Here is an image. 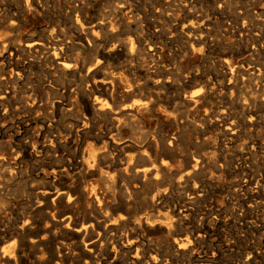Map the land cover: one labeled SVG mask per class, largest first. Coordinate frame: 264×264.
<instances>
[{
	"label": "rangeland",
	"instance_id": "obj_1",
	"mask_svg": "<svg viewBox=\"0 0 264 264\" xmlns=\"http://www.w3.org/2000/svg\"><path fill=\"white\" fill-rule=\"evenodd\" d=\"M74 1L73 0H71V1L70 0H68V1L67 0H65V1L64 0H55V1L54 0H43V1L42 0H24V1L23 0H0V8H2V9H0V11H1L0 20L2 19L0 21V23H1L0 24V26H1L0 27V41H2V45L6 44L5 46L8 47L7 48V50H8L7 55L3 58H0V68H1L0 70L2 72L4 71L3 73L0 71V74H2V75H0V80H1L0 81L1 82L0 83V87H1L0 88L1 89L0 90V98L2 97L1 101H0V140H1L0 141V166H3L2 169L0 167V178L2 177L0 179V183H1L0 184V192L2 193V194L0 193L2 195V196L0 195V199L2 200L3 198H5L2 201L0 200V203H1L0 207H3V208H0V210L2 211V212L0 211V213H2V214H0V232L3 233V234L0 233V238H1L0 241L2 240L0 242V249L2 251V252L0 251V264H8V262H10L11 260L12 261L10 264H21L22 262H24L22 264H27V263L28 264H43V263L44 264H68V263L69 264H73V263L74 264H84V255L85 254L83 255V253H82V256H81V253H80V251L84 250L83 249L84 247L81 243V238H79V236H76L74 234V230H75L74 224L76 222L71 224V226H67V223H68L67 222V219H68L67 214L68 215L72 214L73 210H77V214H78L77 219L79 220V221H77V224L79 223L78 225H81V224L88 225L89 224L88 222H90L92 217H94L96 219H99L100 221L102 220L101 222H102L103 227H104V225L106 223H107L106 225L110 224V222L107 219H106L107 220L106 223H103L104 217L109 218V219L110 218L115 219V217L118 219L120 217L119 219H121L122 214H123L122 217H124V213L127 214L128 209H130L132 213H135L138 211L139 212L140 211H142V212L153 211V213H155V222L156 223H158V221H159L160 223H162L164 225H166V224L168 225L167 222H169V226L172 229L171 235H168L164 230H161L159 228H157L158 230H156L155 234L152 235L154 237V243H152V247H150L149 248L150 250H148V251L149 252L151 251L150 253L153 252L155 254V256H157V257H155V262H156L155 264H199V263L200 264L201 263L202 264H264V120H263L264 115H262V114H264V109H263L264 108V100H263L264 99V87H263L264 86V84H263L264 80H262V79H264V75L262 76L263 77L262 78L261 77L262 73H259V71L257 70V65H256V64L261 65L264 62V57H263V55H264V49H263L264 48V35H263V33H264V2L263 1L264 0H201V1L200 0H196V1L195 0H167V1L166 0H150V2L152 1L150 3L152 5L147 4V3H149V0H138V1L137 0H134V1L130 0L132 2L133 11L135 13L141 12L140 15L143 18L142 23L143 22L144 23L140 24L141 25V27H139L140 29L137 27L136 23H133L131 25L133 27L128 26L129 28H127V26H125V24L120 19V16H122L119 13L120 8L124 7L126 0H93V1L92 0H89V1H87V0H76V2H74ZM183 1L185 2V4L183 3ZM45 2H46V5H45ZM145 3H146V5H145ZM86 4H87L88 8L86 7ZM199 4H200V6H199ZM115 5H116V7H115ZM118 5L120 6V8ZM202 5H203V7H202ZM22 6H24V7H22ZM34 6H35V8L33 9ZM143 6L144 7L147 6V7L144 8ZM193 6H194V8H193ZM139 7H141V8H139ZM198 8L199 9L201 8V9L198 10ZM32 9H33V11H32ZM80 9H81V11H80ZM144 9H146V10H144ZM3 10L6 12L4 13ZM14 10H16L18 12L13 13ZM111 10L114 12H112ZM201 10H203V11H201ZM9 11H10L11 16L9 15ZM25 11L27 13H25ZM78 11H80V13ZM92 11H93V13H92ZM157 11H159V12H157ZM204 11L206 13H204ZM202 13L204 16L205 15L206 16L202 17L203 16ZM14 14H15V16H13ZM101 14H102V16H101ZM108 14H110V16ZM159 14H160V16H159ZM197 14H198V16H200V18L197 16ZM228 14H230V15H228ZM17 15H18V17H17ZM93 15H94V17H93ZM163 15H165V16H163ZM67 16H69V17L67 18ZM14 17H16V18H14ZM245 17H247V18L245 19ZM18 18H20V20H18ZM209 18H211L210 21H209ZM105 19L106 20L108 19L107 20L108 23L105 21ZM196 19H197V22L202 20L201 23H199V22L197 23ZM203 19L206 21V23H204L205 21ZM8 20H10L11 23H9ZM17 20H18V22H17ZM80 20H81V22H80ZM144 20H146V21H144ZM162 20H163V22H162ZM234 20H235V22H234ZM97 21H98V23H97ZM192 22H194L193 25H191ZM207 22L210 24L208 25ZM233 22H234V24L231 25ZM247 22H249V24H247ZM18 23H20L19 24L20 26L17 25ZM105 23H106V26H105ZM119 23L121 24L120 26H119ZM165 23H166V25H165ZM229 23H231V24L229 25ZM108 24H110V25H108ZM92 25L93 26L98 25V26L93 28ZM235 25H237V26H235ZM240 25H241V27H240ZM13 26H18V28L17 27L13 28ZM123 26H125V28ZM20 27H21V29H20ZM182 27L183 28L185 27V28L183 29ZM237 27H239V28H237ZM11 28H12V30H11ZM246 28H247V30H245ZM61 29H63V30H61ZM65 29H66V31H65ZM68 29H70V30H68ZM128 29L130 30V32ZM15 30H17L18 32ZM83 30L87 33H84ZM143 30H145V31H143ZM190 30H191V33H189ZM204 30H205V32H204ZM113 31H115V32H113ZM244 31L246 33H244ZM197 32L198 33L201 32V33L198 34ZM218 32H220V34ZM239 32H241V33H239ZM255 32H256V34H255ZM50 33H51L52 38L50 36ZM57 33L60 34V35H57L58 37L56 36ZM107 33H108V35H107ZM206 33H207V35H206ZM46 34H49V35H46ZM99 34H100V36H99ZM123 34L127 35V37L123 36ZM129 34L132 35V37L134 36L133 34H135V36L133 38H138V37L142 38L143 50H141V52L139 54H137L138 57H137V55H135L134 57H131V55L129 54L128 47H127V43L131 37ZM140 34L142 36H139ZM215 34H216V36H215ZM2 35H4V36H2ZM71 35H72V38L70 37ZM55 36H56V38H55ZM117 36H120L121 38L117 37ZM250 36H251V38H250ZM29 37H30V39H29ZM197 37H199L200 39ZM27 39H29V40H27ZM36 39H37V41L43 42L44 43L43 47H45V48H41L40 50L34 49V51L32 50V51L28 52V50H26V47L24 46L25 42L36 41ZM47 39L48 40L51 39V40H49V42H48ZM52 39H54L55 41ZM6 40L10 44L12 43V45H10V44L7 45L8 42ZM68 40H70V41H68ZM81 40H83V41H81ZM124 40H126V41H124ZM173 40H174V42H173ZM219 40L223 41V42H220ZM55 42L56 43L62 42V44L64 42V45H62L61 43L57 44V46L61 45L59 47H61L63 50L62 58H61V60H58V61L55 58H54L55 61L52 60L53 56L50 53V52H53V49L51 50V48H53V46L56 44ZM67 42H68V45H67ZM153 42H155V43H153ZM196 42H198V43H196ZM235 42L238 44H236ZM48 44H50V45H48ZM101 44L103 46L100 48ZM191 44L195 45V46L192 47ZM20 45H21V47H19ZM51 45H52V47H51ZM72 45H74V46H72ZM153 45H154V47H153ZM253 45L257 48H254ZM13 46H15L16 48L15 47L13 48ZM64 46H65V48H64ZM149 46H151V49L149 48ZM259 46H260V48H259ZM122 47H125V48H122ZM225 47H227V48L225 49ZM103 48L104 49L106 48V49L104 50ZM42 49H44L43 51L45 53L42 52ZM112 49L114 50V52ZM199 49H200V51H199ZM251 49H252V52H251ZM10 50L12 52L11 55H10ZM254 50H256V51H254ZM259 50L261 51V53H257V52H260ZM17 51H18V53H17ZM209 51L211 54L209 53ZM227 51L230 53H228ZM15 52L17 54H15ZM147 52L149 54H151L153 57L156 56V58H152L151 55H149ZM25 53H27L28 55ZM76 53H77V56L75 55ZM29 54H31V55L29 56ZM206 54H207V56H206ZM251 54L252 55L254 54V56H251ZM21 56H22V58L23 57L24 58L22 59ZM255 56H258L257 57L258 59ZM259 56L261 57V59L259 58ZM95 57H96V59H95ZM76 58H78L77 59L78 62H77ZM97 58L100 59V61L98 63H100L101 65L99 64L100 65L99 67L96 66L97 60H98ZM67 59L69 60L70 63L71 62H73V63L72 64L69 63V68L64 69L60 65L59 61L64 60V61H67V63H68ZM127 59H128V61H127ZM225 59H227V60H225ZM262 59H263V62H262ZM18 60H19V62H18ZM81 60H84V61H81ZM173 60H174V62L177 61V63L175 64L173 62ZM259 60H260V62H259ZM56 61L58 63H56ZM126 61L128 62V65H127ZM247 61H251V62H247ZM10 63H11V65H10ZM84 63H86V64H84ZM116 63H118V64H116ZM247 63H248V65H247ZM74 64L75 65L77 64V65L75 66ZM88 64H90V65H88ZM121 65H122V67H121ZM133 65H134V67H133ZM179 65L181 66L180 67L181 69L183 68L182 70L179 68ZM41 66H43V67H41ZM60 66L62 69L60 68ZM144 66L147 68H145ZM165 66H166V68H165ZM251 66H253V67H251ZM2 67H3V69H2ZM113 67L116 68L117 70H115ZM137 67L141 71L142 70L143 71L141 72ZM167 67H169L170 69L169 68L167 69ZM230 67L234 68L236 70V74H237L236 76H239L240 78H237L235 80L236 81L239 80L240 83H239V81L235 82V80L230 81L228 78H226L223 75L224 70L226 71L228 69H231ZM174 68H175V71H174ZM243 68H245V69H243ZM250 68H252V69H250ZM80 69H81V71H80ZM108 69H109V71H108ZM135 69H137V70H135ZM147 69H148V71H147ZM151 69H152V71H151ZM56 70L57 71L59 70V72H57ZM167 70L168 71L172 70L174 72L171 73L172 71L168 72ZM75 72H77V73H75ZM132 72H133V74H132ZM148 72H149V76H147ZM154 72H155V74H153ZM241 72L244 74H242ZM247 72L248 73L250 72L249 74H251V73L252 74L249 75ZM107 73H109V74H107ZM131 74L136 79L140 78L138 80V82L141 84V86L142 85H144V86H142V88L139 91H136L135 93H133L131 95H127V94L123 93L122 90L118 89V84H119L121 79H123V81H124L126 77L133 78ZM135 74L138 75V77H136ZM208 74H209V76H208ZM212 74H213V76H212ZM253 74H255V75H253ZM263 74H264V72H263ZM71 75L73 77L72 79H71ZM153 75H154V79H153ZM240 75H242L243 78H241ZM141 76H143V77H141ZM252 76H253V78H252ZM254 76H255V78H254ZM80 77L82 79H80ZM106 77H107V79H105ZM160 77H162V78L160 79ZM49 78H50V80H49ZM141 78H142V80H141ZM210 78H211V80H210ZM52 79H54V80H52ZM175 79H177V81H175ZM158 80H163V81H161L162 83H160L161 85L156 83ZM149 81H150V83H149ZM200 81H202V82H200ZM246 81H248V82H246ZM146 82H148L149 84ZM168 82H170V83H168ZM177 82H178V84L175 85V83H177ZM115 83H117V84L115 85ZM172 83H174V84H172ZM180 83H182V84L180 85ZM201 83H202V85H204V87L201 85ZM245 83H247V85ZM162 85L164 88L162 87ZM184 85H186V86H184ZM148 86H150V87L147 88ZM248 86L249 87L251 86L250 87L251 89ZM78 87H79V89H78ZM219 87H220V89H218ZM247 87H248V89H247ZM12 88L13 89L15 88V89L13 90ZM16 88H17V90H16ZM207 88H208V90H207ZM6 89H8V90H6ZM75 89H77V90H75ZM233 89H235V90H233ZM255 89L257 91H255ZM198 90H200L199 93H198ZM250 90L251 91L254 90L253 91L254 94L251 93ZM111 91H114V92L111 93ZM172 91H173V93L175 92V94L171 93ZM220 91H221V93H220ZM245 91H247V92H245ZM32 92H34V93H32ZM154 92L156 93L155 95L153 94ZM204 92H206V93H204ZM233 92H234V94H233ZM241 92H243V93L241 94ZM25 93H27V94H25ZM136 93H137V95H136ZM138 93L141 96H139ZM168 93H169V95H168ZM190 93L191 94L193 93V94L191 95ZM202 93H204L205 96L202 95ZM239 93L241 94V96ZM256 93H258V95ZM106 94L109 96H106ZM172 94H173V96H172ZM180 94L183 98L180 96ZM189 94L191 97H194V98L198 97V98L193 99L189 96ZM221 94H222V96H221ZM85 95H86V97H85ZM207 95L211 96L212 99L209 98V96H207ZM259 95H260V97H259ZM14 96L17 98H15ZM30 96H31V98H28ZM234 96H235V99L238 101H236L234 99ZM83 97H84V99H83ZM110 97H111V99H110ZM162 97L164 98V100ZM173 97L175 100L173 99ZM187 97H189L191 100ZM201 97L204 99H202ZM106 98H108V99H106ZM165 98L167 100H165ZM225 98H227V101H225L226 100ZM245 98H247V101L245 100ZM34 99L36 100V102ZM154 99H155V101H154ZM187 99H189V100H187ZM201 99L205 100L206 102L202 101ZM230 99H231V101H229ZM241 99H243V100L241 101ZM20 100H22V102ZM24 100H25V102H24ZM83 100H86V102H84ZM109 100H110V102H108ZM218 100H220V101H218ZM255 100H257V103H259V102L260 103L256 104ZM6 101H7V103H6ZM15 101H17V102H15ZM232 101H234V102L232 103ZM240 101L242 103H239ZM235 102L237 104L239 103L238 104L239 106ZM252 102L255 105L254 107H251V106H253ZM31 103L32 104L34 103V104L32 105ZM102 103H107L108 106L111 107L112 111L108 112V110H106V111L101 110L99 107ZM132 103L135 105L137 104L138 106L140 105L141 107L146 106L145 110L143 111L144 113L140 112V114H139V112H136V111H132L133 112L132 113L131 111L124 110L126 108V106H128L129 104H132ZM167 103H168V105H167ZM183 103L185 106L183 105ZM86 105L87 106L89 105L88 106L89 110L87 109ZM95 105H97V106H95ZM24 106H26V107H24ZM14 107L16 108V112H15ZM19 107H21V108H19ZM23 107H24V109H23ZM228 107H231V108H228ZM8 108H10V109H8ZM166 108H167V110H166ZM226 108L230 109L229 110L230 112ZM235 108L240 110L241 114ZM241 108H242V110H241ZM20 109H21V112H20ZM218 109H220V110H218ZM247 109L249 111H251V110L252 111L249 112ZM11 110H13V111H11ZM24 110H25V112H22ZM211 110L214 113H212ZM117 111L119 113H117ZM224 111H226V114ZM236 111H237V113H236ZM242 111L246 112V113L249 112V113L243 114ZM88 112H90V113H88ZM94 112H96L97 114ZM100 112L102 115L99 114ZM10 113L11 114L13 113V114L10 115ZM125 113H127V114H125ZM128 113L130 115H132V117L129 119L127 117ZM221 114L223 117L221 116ZM255 114H257V115L255 116ZM86 115H87V118H85ZM224 115H226V117ZM252 115L254 117H252ZM167 116H168V118H167ZM243 116H245V117L243 118ZM88 117H89V119H88ZM165 118H167L168 120ZM255 118H256V120H255ZM33 119H34V121H33ZM260 119H262V120H260ZM107 120L108 121L110 120V122L108 123ZM125 120H127V122ZM132 120H133V122H132ZM48 121L53 122V124L52 123L50 124ZM86 121H88L89 127L87 126L88 123ZM129 121L132 123H129ZM61 122H62V124H61ZM71 122L72 123L74 122V123L72 124ZM246 122L249 124H247ZM250 122L252 125L250 124ZM40 123H42V124H40ZM45 123L47 124V126ZM83 123L85 126L83 125ZM111 123L113 125H111ZM55 124L57 126H55ZM133 124H135V125H133ZM139 124H142V125H139ZM41 125L43 128L41 127ZM51 125H53V126H51ZM73 125L74 126L76 125L75 128ZM137 125H139V127ZM229 125L232 126V130H231V126H229ZM54 126H55V128H54ZM92 126H94V127H92ZM106 126L108 127L107 129H106ZM226 126L228 127V129L226 128ZM79 128H80V130H79ZM59 129H61V130H59ZM131 129H133V130H131ZM72 130H74V131L72 132ZM89 130L91 132H89ZM107 130L110 132H108ZM137 130L139 132L136 133L135 131H137ZM115 131L117 133H114ZM53 132H55L57 134H55V133L53 134ZM86 132H87V134H86ZM130 132H131V134H130ZM232 132H234L236 134H234ZM111 133H112V135H111ZM53 135H54V137H53ZM56 135H58L59 138ZM94 135L98 137L100 142L98 141V139ZM137 135H138V137H137ZM132 136H133L134 140H132ZM144 136H146V138ZM159 136H161V137H159ZM42 137H43V139H42ZM99 137H101V138H99ZM114 137L115 138H121L122 137L125 139L126 142H124V139H122L121 142L120 141L119 142H117V141L113 142L112 138H114ZM127 137H129L128 140H126ZM90 138H91V140H90ZM142 138H143V140H142ZM163 138L165 140H163ZM215 138H217V139H215ZM59 140H61V142ZM76 140H77V142H75ZM82 140H83V142H82ZM200 140L202 141L203 144L201 142H199ZM49 143L51 146H49ZM60 143H61V145H60ZM143 143H145V144H143ZM208 143H210V144H208ZM80 144H83V145H80ZM2 145H4V146H2ZM11 145L13 146V148L14 147L15 148L13 149ZM152 145H153V147H152ZM210 145L211 146L214 145V146L211 147ZM9 146H11V147H9ZM82 146H84V148ZM109 146H111V147H109ZM131 146H133V147H131ZM2 147H3V149H2ZM65 147H67V148H65ZM137 147L138 148H147V149L149 148L151 150V152L153 151L152 153L155 156L156 161L159 164L163 163L165 165V168L162 170V172L158 178V181L157 182L155 181V183H156L155 184V187H156L155 193L158 191V192H161V195H162V196L160 195L159 197H155V199H156L155 200V206L156 207H148L144 203L145 198L149 197L150 196L149 194L152 191L151 185H149V186L147 185L146 187L144 186L143 188L142 187L139 188L137 191L134 192V195H133L134 197H133V199H131L132 201L128 204L129 207H128V205L123 206L125 204L124 199H123L125 197L124 196V190L122 187V178H123L122 177V175H123L122 170L124 169V157H125V154L134 151ZM167 147H168V149H167ZM201 147H202V149H201ZM231 147H232V149H231ZM42 148H44V150H42ZM101 148H103V149H101ZM128 148H129V150H128ZM130 148H132V150ZM163 148L164 149L166 148V149L164 150ZM19 149H20V151H19ZM39 149L41 151H39ZM50 149L52 151L54 149L53 153L54 152L55 153L53 154ZM63 149L64 150L69 149V151L68 150L63 151ZM48 150H50V151H48ZM94 150L97 153H95ZM173 151H175V152L172 153ZM79 152H80V154H79ZM101 152H103V153H101ZM107 152L110 155L107 154ZM175 153H177V156ZM69 154L72 156L74 155V156L72 157ZM93 154L98 155L96 158L98 159L99 163L95 167L96 172L94 174L88 175L87 174V167L92 163V160L94 159ZM119 154H120V156H119ZM167 154H169V155H167ZM209 154H210V156H209ZM49 155L53 158H51ZM53 155L56 158L59 157V160L54 158ZM77 155H79L80 158ZM121 155H122V157H121ZM211 155H212V157H211ZM188 156H189V158H188ZM195 156H197V157H195ZM213 156L215 159L213 158ZM226 156H227V158H226ZM1 157H2V160H1ZM84 157H85V159H84ZM100 157H102V158L100 159ZM104 157H105V159H104ZM160 157H161V159H160ZM200 157L203 160L200 159ZM216 157H218V159ZM49 158H50V160H49ZM106 158H108L109 160L108 159L106 160ZM60 159H62V160H60ZM89 159H90V162L88 161ZM99 159L101 160V162L103 160L104 161L101 163ZM216 159L219 161H217ZM24 160H25V162H24ZM41 160H43L44 162H42ZM120 160H123V161H120ZM200 160H202V164L200 163ZM108 161H109V163H107ZM194 162H195V164H198L195 167H194ZM38 163H40V164H38ZM56 164H58V165H56ZM171 164H173V165H171ZM230 164H232V165L230 166ZM11 165H12V167H11ZM222 165H224V166L221 167ZM55 166H57V167H55ZM61 166H63V167H61ZM82 166H83V169H82ZM250 166H251V168H250ZM205 167H206V169H205ZM62 168H66L68 175L70 174L69 175V183L72 182L71 184L73 186L72 190L69 193V195L71 194L70 195L71 196L70 197L71 202L68 201V195L64 197L65 200H63V201H57L56 200L54 203L53 202L51 203V201L49 203L48 202L45 203L46 201L41 202L40 200H43V199L39 195V191L46 188L45 186H47V188H49V189H51L50 187H52V189H51L52 193L57 192L58 190H60V188L62 189L63 182L65 180L64 179L60 180L59 177H57V174L55 172L56 170H59ZM114 168H116V169H114ZM230 168L232 170L233 169L234 170L232 171ZM202 169H204V170H202ZM1 170H2V172H1ZM115 170H116V172H115ZM200 170H202L203 172ZM243 171H244V173H243ZM15 172H17V173H15ZM6 173H7V175H6ZM12 174H15L14 178H13ZM83 174L84 175L86 174L85 175L86 177L83 176ZM104 175L106 176V178ZM80 176L83 178H80ZM3 177H5L6 179ZM71 177H72V179H70ZM76 177H78V178H76ZM51 178L56 179V181L51 179ZM165 178H166V180H165ZM168 179H170V181ZM3 180H4V182H2ZM45 180L49 181V183H47V181L45 182ZM52 180L55 182H53ZM100 180H102V181H100ZM109 180H111V182ZM113 181H115V182H113ZM60 182H62V184ZM108 182H110V184H108ZM77 183H79L81 185H79ZM2 184H4V185L2 186ZM114 184H115V187H113ZM42 185L43 186L45 185V186L43 187ZM78 186H81V187H78ZM3 187H6V188L3 189ZM74 187H76V188H74ZM103 188H104V190H103ZM108 188H111V189L109 190ZM227 188H228V190H227ZM76 190H78V191H76ZM24 191H27V193ZM120 191H122L123 193L122 192L120 193ZM147 191H149L150 193ZM33 192H35V193H33ZM74 193H75V195H74ZM136 193L138 196L136 195ZM15 194H17V195H15ZM31 194H32V197H31ZM135 196H137V197H135ZM139 196H141L142 199H144V200H142L141 197H139ZM34 197H36V198H34ZM76 197H77V199H76ZM95 197H97L99 199V201H100L99 203L94 202ZM118 197H120V198H118ZM143 197H145V198H143ZM79 198H80V200H79ZM157 198L159 201L157 200ZM119 200H120V202H119ZM189 200H190V202H189ZM195 200H196V202H195ZM121 201H122V204H121ZM61 203H63V205ZM32 204L35 205V207L32 206ZM39 204H40V206H39ZM47 204H48V206H47ZM73 204H75V205H73ZM9 205L11 208L9 207ZM65 205H67V207ZM71 205H72V208H71ZM61 206H62V208H61ZM82 206L85 207V208L83 207L84 210L81 209ZM113 206H114V208H113ZM174 206H176V207H174ZM5 208H7V209H5ZM143 208L145 210H143ZM157 208H159V209L157 210ZM160 208H162V210ZM176 208H178V209H176ZM28 209H30V211ZM43 209H44V211H43ZM71 209H73V210H71ZM80 209L83 211H81ZM112 209H114L115 211L113 212ZM118 209H120V210H118ZM13 210H14V212H13ZM21 210H22V212H21ZM27 211H29V212H27ZM57 211H59L60 213ZM123 211H124V213H123ZM163 211H165V212H163ZM35 212L38 213V215L36 213L37 216H35ZM184 212H186V213H184ZM31 213H32V215H31ZM57 213H58V215H57ZM163 213H165V214H163ZM174 213H175V215H174ZM26 214H29V215H26ZM62 215L63 216L66 215V217H63ZM160 215H161V217H160ZM164 215H166V216H164ZM168 215H169V217H168ZM78 216L80 218H78ZM45 217H47V218H45ZM9 218H10V221H9ZM2 219L4 221H2ZM187 219H189V220H187ZM18 225H19V227H21V226L22 227L19 228ZM191 225H192V227H191ZM51 227H52V229H51ZM9 229H11V232L9 231ZM44 229H45V231H44ZM53 229L55 230V232L53 231ZM50 230H51V232H50ZM211 230L213 231V233H211L212 232ZM21 231H22V233H21ZM36 231H37V233H36ZM203 231H205V233H203ZM56 232H57V234H55ZM206 232H208V233H206ZM7 233H9V234H7ZM60 233H63V235H65L67 238ZM4 234H7V235H4ZM40 234H42V235H40ZM53 234H54V236H53ZM23 235H24L25 240L23 238ZM59 235H61V236H59ZM36 236L38 238H36ZM71 236L72 237L75 236V237H73V239L76 238V240L75 239L73 240L71 238ZM112 236L114 238V241H116V243L118 242L117 247L115 246V248H114L113 245H111L110 243H107V244H104L102 251H99L100 250L99 247L97 248L98 253L102 257L101 258L102 262L100 264H115V263H117V264H124V263L125 264H148L146 261H142V263L141 262H134V260L136 259L133 257L134 253H132L134 250L131 249V250L126 251L120 245L121 241H120L119 235L118 234L112 235V232H109L108 237H112ZM175 238H182V239L184 238L183 241L185 240V242L187 243L188 249L186 251L179 249L174 244ZM7 239H9V242ZM21 239H23V240H21ZM31 239H33V240L31 241ZM33 241L36 243L33 244L32 243ZM65 241H67V242H65ZM69 241H72V242H70L71 244L69 243ZM31 243H32V245H31ZM42 243H43V245H42ZM196 243H197V245H196ZM12 244H14V245H12ZM38 244H40L43 247H41ZM56 244H58L60 247ZM69 245H70V248H71V245H73L74 247L77 248L76 251L77 250L79 251V252L77 251L78 255L76 254L75 251L72 252V250L69 249ZM57 246L59 247V249ZM61 246H62V249H61ZM9 247H11V248H9ZM9 249H11V250H9ZM36 249H37V251H36ZM51 249H53V252H51ZM122 249L124 252H122ZM18 251H19V253H18ZM119 252H121V253H119ZM125 252H128V253H125ZM53 254H54V257H53ZM73 255L77 259L78 258L79 259L78 260L75 259V257ZM112 255H115V257H113ZM80 256H81V258H80ZM105 256H107L108 259H105L104 258ZM12 257H13V259H12ZM47 257H48V259H47ZM127 257H128V260H127ZM52 258H53V260H52ZM67 258L70 262L67 260ZM107 261L109 263H107ZM158 261H159V263H157ZM150 264H154V263H150Z\"/></svg>",
	"mask_w": 264,
	"mask_h": 264
},
{
	"label": "bare ground",
	"instance_id": "obj_2",
	"mask_svg": "<svg viewBox=\"0 0 264 264\" xmlns=\"http://www.w3.org/2000/svg\"><path fill=\"white\" fill-rule=\"evenodd\" d=\"M24 1V0H23ZM43 1V0H42ZM55 1V0H54ZM65 1V0H64ZM68 1V0H67ZM71 1V0H70ZM74 1V0H73ZM87 1H89V0H87ZM93 1V0H92ZM134 1V0H133ZM138 1V0H137ZM167 1V0H166ZM196 1V0H195ZM201 1V0H200ZM36 2V1H35ZM49 2V1H48ZM74 2H76V0L74 1ZM120 2V1H119ZM124 2V1H123ZM152 2V1H151ZM150 2V0H149V3H147V4H150L151 3ZM169 2V1H168ZM174 2V1H173ZM262 2V1H261ZM264 2V1H263ZM68 3V2H67ZM71 3V2H70ZM137 3V2H136ZM154 3V2H153ZM183 3L185 4V2L183 1ZM188 3V2H187ZM28 4V3H27ZM50 4V3H49ZM75 4V3H74ZM82 4V3H81ZM89 4V3H88ZM193 4V3H192ZM203 4V3H202ZM35 5V4H34ZM38 5V4H37ZM45 5H46V2H45ZM113 5V4H112ZM122 5V4H121ZM134 5V4H133ZM145 5H146V3H145ZM150 5H152V4H150ZM205 5V4H204ZM3 6V5H2ZM8 6V5H7ZM52 6V5H51ZM92 6V5H91ZM110 6V5H109ZM119 6V5H118ZM199 6H200V4H199ZM10 7V6H9ZM13 7V6H12ZM22 7H24V6H22ZM47 7V6H46ZM50 7V6H49ZM57 7V6H56ZM79 7V6H78ZM86 7H87V4H86ZM105 7V6H104ZM115 7H116V5H115ZM144 7V6H143ZM147 7V6H146ZM146 7H144V8H146ZM202 7H203V5H202ZM201 7V8H202ZM35 8V6L33 7V9ZM52 8V7H51ZM82 8V7H81ZM88 8V7H87ZM119 8H120V6H119ZM136 8V7H135ZM139 8H141V7H139ZM150 8V7H149ZM154 8V7H153ZM193 8H194V6H193ZM200 8V9H201ZM0 9H2V8H0ZM13 9V8H12ZM11 9V10H12ZM33 9H32V11H33ZM49 9V8H48ZM53 9V8H52ZM57 9V8H56ZM68 9V8H67ZM110 9V8H109ZM114 9V8H113ZM137 9V8H136ZM152 9V8H151ZM157 9V8H156ZM199 8H198V10H200ZM206 9V8H205ZM55 10V9H54ZM60 10V9H59ZM64 10V9H63ZM66 10V9H65ZM85 10V9H84ZM83 10V11H84ZM90 10V9H89ZM144 10H146V9H144ZM193 10V9H192ZM207 10V9H206ZM205 10V11H206ZM4 11V10H3ZM13 11V10H12ZM11 11V12H12ZM27 11V10H26ZM25 11V13H27ZM43 11V10H42ZM80 11H81V9H80ZM80 11H78L79 13H80ZM82 11V12H83ZM112 11V10H111ZM119 11V10H118ZM153 11V10H152ZM151 11V12H152ZM156 11V10H155ZM160 11V10H159ZM159 11H157V12H159ZM201 11H203V10H201ZM204 11V13H206ZM257 11V10H256ZM6 11H4V13H5ZM15 12H18V11H16V10H14V12L13 13H15ZM101 12V11H100ZM112 12H114V11H112ZM263 12V11H262ZM0 13H1V11H0ZM3 13V14H4ZM12 13V14H13ZM52 13V12H51ZM61 13V12H60ZM84 13V12H83ZM92 13H93V11H92ZM108 13V12H107ZM122 16H120V19L122 20V22L125 24V26H127V28H129L128 26H131L133 23H136V25H137V27L139 28V27H141V23H142V21H143V18H142V16L140 15V13L139 12H137V13H135L134 11H133V9H132V2L130 1V0H126V2H125V4H124V7H121L120 8V12H119ZM143 13V12H142ZM167 13V12H166ZM208 13V12H207ZM221 13V12H220ZM257 13V12H256ZM65 14V13H64ZM170 14V13H169ZM200 14V13H199ZM259 14V13H258ZM9 15H10V11H9ZM8 15V16H9ZM21 15V14H20ZM23 15V14H22ZM109 16H110V14H108ZM154 15V14H153ZM173 15V14H172ZM202 15H203V13H202ZM228 15H230V14H228ZM11 16V15H10ZM13 16H15V14L13 15ZM12 16V17H13ZM52 16V15H51ZM78 16V15H77ZM101 16H102V14H101ZM100 16V17H101ZM159 16H160V14H159ZM163 16H165V15H163ZM197 16H198V14H197ZM206 16V15H205ZM204 15L202 16V17H205ZM208 16V15H207ZM7 17V16H6ZM17 17H18V15H17ZM65 17V16H64ZM69 16H67V18H68ZM93 17H94V15H93ZM112 17V16H111ZM110 17V18H111ZM144 17V16H143ZM153 17V16H152ZM170 17V16H169ZM194 17V16H193ZM196 17V16H195ZM199 18H200V16H198ZM211 17V16H210ZM231 17V16H230ZM9 18V17H8ZM14 18H16V17H14ZM21 18V17H20ZM20 18H18V20H20ZM247 17H245V19H246ZM254 18V17H253ZM85 19V18H84ZM92 19V18H91ZM90 19V20H91ZM115 19V18H114ZM146 19V18H145ZM210 19L211 18H209V21H210ZM232 19V18H231ZM2 20V19H1ZM0 20V21H1ZM4 20V19H3ZM7 20V19H6ZM13 20V19H12ZM18 20H17V22H18ZM60 20V19H59ZM63 20V19H62ZM69 20V19H68ZM86 20V19H85ZM89 20V19H88ZM108 20V19H107ZM107 20L105 19V21L107 22ZM148 20V19H147ZM175 20V19H174ZM191 20V19H190ZM199 20V19H198ZM204 20V19H203ZM207 20V19H206ZM9 21V23H11V21L10 20H8ZM71 21V20H70ZM103 21V20H102ZM111 21V20H110ZM116 21V20H115ZM144 21H146V20H144ZM150 21V20H149ZM202 21V20H201ZM201 21H198L199 23H201ZM205 21V20H204ZM229 21V20H228ZM64 22V21H63ZM80 22H81V20H80ZM91 22V21H90ZM112 22V21H111ZM162 22H163V20H162ZM196 22H197V19H196ZM197 22V23H198ZM230 22V21H229ZM234 22H235V20H234ZM234 22L231 24V23H229V25L231 24V25H233L234 24ZM14 23V22H13ZM16 23V22H15ZM89 23V22H88ZM97 23H98V21H97ZM96 23V24H97ZM108 23V22H107ZM144 23V22H143ZM142 23V24H143ZM148 23V22H147ZM193 23L194 22H192L191 23V25H193ZM196 23V24H197ZM204 23H206V21L204 22ZM208 23V22H207ZM1 24V23H0ZM20 23H18L17 25H19ZM70 24V23H69ZM77 24V23H76ZM116 24V23H115ZM154 24V23H153ZM185 24V23H184ZM210 23H208V25H209ZM247 24H249V22H247ZM253 24V23H252ZM22 25V24H21ZM86 25V24H85ZM90 25V24H89ZM108 25H110V24H108ZM121 24L119 23V26H120ZM155 25V24H154ZM164 25V24H163ZM165 25H166V23H165ZM201 25V24H200ZM206 25V24H205ZM20 26V25H19ZM93 26V25H92ZM98 26V25H97ZM97 26H93V28L94 27H97ZM105 26H106V23H105ZM125 26H123L124 28H125ZM145 26V25H144ZM157 26V25H156ZM155 26V27H156ZM235 26H237V25H235ZM239 26V25H238ZM1 27V26H0ZM14 27H17L18 28V26H13V28ZM22 27V26H21ZM21 27H20V29H21ZM74 27V26H73ZM78 27V26H77ZM116 27V26H115ZM118 27V26H117ZM131 27H133V26H131ZM153 27V26H152ZM151 27V28H152ZM193 27V26H192ZM199 27V26H198ZM211 27V26H210ZM232 27V26H231ZM240 27H241V25H240ZM245 27V26H244ZM252 27V26H251ZM63 28V27H62ZM89 28V27H88ZM103 28V27H102ZM123 28V29H124ZM136 28V27H135ZM144 28V27H143ZM163 28V27H162ZM183 28V27H182ZM185 28V27H184ZM183 28V29H184ZM191 28V27H190ZM228 28V27H227ZM237 28H239V27H237ZM248 28V27H247ZM247 28L245 29V30H247ZM19 29V30H20ZM82 29V28H81ZM85 29V28H84ZM98 29V28H97ZM132 29V28H131ZM140 29V28H139ZM155 29V28H154ZM182 29V30H183ZM201 29V28H200ZM208 29V28H207ZM11 30H12V28H11ZM38 30V29H37ZM44 30V29H43ZM61 30H63V29H61ZM68 30H70V29H68ZM80 30V29H79ZM90 30V29H89ZM88 30V31H89ZM113 30V29H112ZM117 30V29H116ZM115 30V31H116ZM129 30V29H128ZM209 30V29H208ZM251 30V29H250ZM10 31V30H9ZM15 31H17V30H15ZM42 31V30H41ZM46 31V30H45ZM65 31H66V29H65ZM84 31V30H83ZM107 31V30H106ZM115 31H113V32H115ZM118 31V30H117ZM121 31V30H120ZM124 31V30H123ZM143 31H145V30H143ZM185 31V30H184ZM196 31V30H195ZM194 31V32H195ZM210 31V30H209ZM232 31V30H231ZM241 31V30H240ZM12 32V31H11ZM18 32V31H17ZM47 32V31H46ZM58 32V31H57ZM129 32H130V30H129ZM140 32V31H139ZM193 32V31H192ZM204 32H205V30H204ZM213 32V31H212ZM237 32V31H236ZM242 32V31H241ZM241 32H239V33H241ZM253 32V31H252ZM261 32V31H260ZM14 33V32H13ZM84 33H87V32H85L84 31ZM109 33V32H108ZM108 33H107V35H108ZM117 33V32H116ZM115 33V34H116ZM142 33V32H141ZM146 33V32H145ZM164 33V32H163ZM175 33V32H174ZM189 33H191V30H190V32ZM198 33V32H197ZM201 33V32H200ZM200 33H198V34H200ZM219 34H220V32H218ZM243 33V32H242ZM244 33H246L245 31H244ZM254 33V32H253ZM45 34V33H44ZM65 34V33H64ZM68 34V33H67ZM66 34V35H67ZM111 34V33H110ZM139 34V33H138ZM137 34V35H138ZM183 34V33H182ZM214 34V33H213ZM252 34V33H251ZM250 34V35H251ZM255 34H256V32H255ZM31 35V34H30ZM46 35H49V34H46ZM57 35H60V34H56V36ZM88 35V34H87ZM92 35V34H91ZM96 35V34H95ZM121 35V34H120ZM130 35V34H129ZM134 36H135V34H133ZM192 35V34H191ZM194 35V34H193ZM206 35H207V33H206ZM205 35V36H206ZM218 35V34H217ZM235 35V34H234ZM245 35V34H244ZM258 35V34H257ZM263 35H264V33H263ZM2 36H4V35H2ZM15 36V35H14ZM50 36H51V33H50ZM56 36H55V38H56ZM77 36V35H76ZM83 36V35H82ZM93 36V35H92ZM99 36H100V34H99ZM122 36V35H121ZM123 36H126L127 37V35H124L123 34ZM131 36V37H130ZM129 37H130V39H129V41H128V43H127V47H128V51H129V54L131 55V57H134L135 55H137V54H139L140 52H141V50H143V47H142V44H143V42H142V38H140V37H138V38H133L132 37V35H130ZM139 36H142L141 34L139 35ZM215 36H216V34H215ZM221 36V35H220ZM219 36V37H220ZM243 36V35H242ZM241 36V37H242ZM8 37V36H7ZM49 37V36H48ZM58 37V36H57ZM66 37V36H65ZM69 37V36H68ZM71 38H72V35L70 36ZM69 37V38H70ZM79 37V36H78ZM98 37V36H97ZM108 37V36H107ZM112 37V36H111ZM117 37H120V36H117ZM116 37V38H117ZM137 37V36H136ZM146 37V36H145ZM177 37V36H176ZM190 37V36H189ZM253 37V36H252ZM6 38V37H5ZM33 38V37H32ZM31 38V39H32ZM41 38V37H40ZM44 38V37H43ZM50 38V37H49ZM51 38H52V36H51ZM54 38V37H53ZM95 38V37H94ZM115 38V37H114ZM121 38V37H120ZM191 38V37H190ZM193 38V37H192ZM196 38V37H195ZM197 38H199V37H197ZM221 38V37H220ZM250 38H251V36H250ZM2 39V38H1ZM10 39V38H9ZM29 39H30V37H29ZM29 39H27V40H29ZM38 39V38H37ZM37 39H36V41H27V42H25V44H24V46L26 47V50H28V52L29 51H34V49L36 50V49H38V50H40L41 48H45V47H43L44 46V43L43 42H41V41H37ZM46 39V38H45ZM61 39V38H60ZM78 39V38H77ZM87 39V38H86ZM200 39V38H199ZM203 39V38H202ZM222 39V38H221ZM12 40V39H11ZM40 40V39H39ZM42 40V39H41ZM44 40V39H43ZM48 40V39H47ZM49 40H51V39H49ZM49 40H48V42H49ZM52 40H54V39H52ZM72 40V39H71ZM127 40V39H126ZM126 40H124V41H126ZM176 40V39H175ZM207 40V39H206ZM218 40V39H217ZM216 40V41H217ZM242 40V39H241ZM240 40V41H241ZM7 41V40H6ZM45 41V40H44ZM55 41V40H54ZM64 41V40H63ZM68 41H70V40H68ZM81 41H83V40H81ZM119 41V40H118ZM117 41V42H118ZM122 41V40H121ZM208 41V40H207ZM220 41V40H219ZM8 42V41H7ZM46 42V41H45ZM66 42V41H65ZM106 42V41H105ZM108 42V41H107ZM151 42V41H150ZM173 42H174V40H173ZM199 42V41H198ZM198 42H196V43H198ZM201 42V41H200ZM203 42V41H202ZM220 42H223V41H220ZM257 42V41H256ZM255 42V43H256ZM56 43V42H55ZM54 43V44H55ZM59 43V42H58ZM58 43H56L54 46H53V48H51L52 47V45H51V50L53 49V52H50L51 54H52V56H53V59L52 60H54L55 61V59H57V61L58 60H61V58H62V52H63V50H62V48L61 47H59V46H61V45H59V46H57V44ZM61 44H62V42H60ZM59 43V44H60ZM80 43V42H79ZM114 43V42H113ZM124 43V42H123ZM153 43H155V42H153ZM166 43V42H165ZM193 43V42H192ZM236 43V42H235ZM10 43L8 42V44L7 45H9ZM18 44V43H17ZM81 44V43H80ZM83 44V43H82ZM118 44V43H117ZM190 44V43H189ZM194 44V43H193ZM202 44V43H201ZM236 44H238V43H236ZM6 45V44H5ZM4 44L2 45V41H0V58H3V57H5L6 55H7V53H8V50H7V48L8 47H6ZM10 45H12V43L10 44ZM47 45V44H46ZM48 45H50V44H48ZM62 45H64V42H63V44ZM67 45H68V42H67ZM125 45V44H124ZM166 45V44H165ZM188 45V44H187ZM192 45V44H191ZM190 45V46H191ZM200 45V44H199ZM263 45V44H262ZM16 46V45H15ZM15 46H13V48L15 47ZM18 46V45H17ZM72 46H74V45H72ZM103 45L101 44V46H100V48L102 47ZM111 46V45H110ZM121 46V45H120ZM152 46V45H151ZM151 46H149V48L151 49ZM193 46H195V45H192V47ZM220 46V45H219ZM228 46V45H227ZM250 46V45H249ZM248 46V47H249ZM254 46V45H253ZM19 47H21V45L19 46ZM24 47V48H25ZM115 47V46H114ZM153 47H154V45H153ZM152 47V48H153ZM201 47V46H200ZM262 47V46H261ZM16 48V47H15ZM23 48V49H24ZM64 48H65V46H64ZM71 48V47H70ZM122 48H125V47H122ZM195 48V47H194ZM197 48V47H196ZM220 48V47H219ZM222 48V47H221ZM227 47H225V49H226ZM251 48V47H250ZM249 48V49H250ZM254 48H257V47H255L254 46ZM259 48H260V46H259ZM19 49V48H18ZM90 49V48H89ZM98 49V48H97ZM104 49V48H103ZM106 49V48H105ZM104 49V50H105ZM109 49V48H108ZM168 49V48H167ZM190 49V48H189ZM209 49V48H208ZM264 49V48H263ZM12 50V49H11ZM11 50H10V55H11ZM21 50V49H20ZM44 49H42V52H44L43 51ZM49 50V49H48ZM67 50V49H66ZM69 50V49H68ZM113 50V49H112ZM178 50V49H177ZM195 50V49H194ZM212 50V49H211ZM23 51V50H22ZM21 51V52H22ZM65 51V50H64ZM72 51V50H71ZM92 51V50H91ZM102 51V50H101ZM121 51V50H120ZM125 51V50H124ZM127 51V52H128ZM146 51V50H145ZM144 51V52H145ZM162 51V50H161ZM175 51V50H174ZM199 51H200V49H199ZM198 51V52H199ZM250 51V50H249ZM254 51H256V50H254ZM260 51V50H259ZM20 52V51H19ZM25 52V51H24ZM69 52V51H68ZM113 52H114V50H113ZM112 52V53H113ZM170 52V51H169ZM228 52V51H227ZM226 52V53H227ZM251 52H252V49H251ZM17 53H18V51H17ZM16 52H15V54H17ZM45 53V52H44ZM47 53V52H46ZM90 53V52H89ZM101 53V52H100ZM103 53V52H102ZM146 53V52H145ZM148 53V52H147ZM182 53V52H181ZM204 53V52H203ZM209 53H210V51H209ZM208 53V54H209ZM228 53H230V52H228ZM257 53H261V51L260 52H257ZM25 54H27V53H25ZM24 54V55H25ZM37 54V53H36ZM43 54V53H42ZM115 54V53H114ZM149 54V53H148ZM147 54V55H148ZM158 54V53H157ZM191 54V53H190ZM211 54V53H210ZM213 54V53H212ZM28 55V54H27ZM31 54H29V56H30ZM40 55V54H39ZM45 55V54H44ZM67 55V54H66ZM76 56H77V53L75 54ZM80 55V54H79ZM90 55V54H89ZM88 55V56H89ZM149 55H151V54H149ZM179 55V54H178ZM217 55V54H216ZM225 55V54H224ZM257 55V54H256ZM263 55V54H262ZM17 56V55H16ZM19 56V55H18ZM51 56V57H52ZM107 56V55H106ZM206 56H207V54H206ZM251 56H254V54L252 55L251 54ZM261 56V55H260ZM259 56V58L261 59V57ZM32 57V56H31ZM34 57V56H33ZM45 57V56H44ZM47 57V56H46ZM49 57V56H48ZM105 57V56H104ZM128 57V56H127ZM137 57H138V55H137ZM151 57L152 58H156V56L155 57H153L152 55H151ZM162 57V56H161ZM173 57V56H172ZM256 58L258 57V56H255ZM263 57H264V55H263ZM21 58H22V56H21ZM24 58V57H23ZM22 58V59H23ZM55 58V59H54ZM107 58V57H106ZM105 58V59H106ZM129 58V57H128ZM9 59V58H8ZM7 59V60H8ZM33 59V58H32ZM64 59V58H63ZM78 58H76V60H77ZM83 59V58H82ZM85 59V58H84ZM87 59V58H86ZM95 59H96V57H95ZM98 59V58H97ZM111 59V58H110ZM120 59V58H119ZM159 59V58H158ZM171 59V58H170ZM252 59V58H251ZM258 59V58H257ZM15 60V59H14ZM41 60V59H40ZM50 60V59H49ZM68 60V59H67ZM121 60V59H120ZM131 60V59H130ZM148 60V59H147ZM203 60V59H202ZM225 60H227V59H225ZM239 60V59H238ZM16 61V60H15ZM46 61V60H45ZM56 61V63H58ZM81 61H84V60H81ZM100 61V59H98L97 60V64H96V66L97 67H99L101 64L100 63H98ZM103 61V60H102ZM119 61V60H118ZM127 61H128V59H127ZM126 61V62H127ZM155 61V60H154ZM208 61V60H207ZM256 61V60H255ZM9 62V61H8ZM18 62H19V60H18ZM47 62V61H46ZM50 62V61H49ZM60 62V65L64 68V69H68L69 68V60H68V63H67V61H64V60H62V61H59ZM77 62H78V60H77ZM106 62V61H105ZM112 62V61H111ZM123 62V61H122ZM158 62V61H157ZM161 62V61H160ZM172 62V61H171ZM173 62H174V60H173ZM225 62V61H224ZM247 62H251V61H247ZM258 62V61H257ZM256 62V63H257ZM259 62H260V60H259ZM258 62V63H259ZM262 62H263V59H262ZM261 62V63H262ZM4 63V62H3ZM16 63V62H15ZM44 63V62H43ZM51 63V62H50ZM53 63V62H52ZM73 62H71L70 64H72ZM82 63V62H81ZM103 63V62H102ZM119 63V62H118ZM118 63H116V64H118ZM149 63V62H148ZM153 63V62H152ZM175 64L177 63V61L176 62H174ZM223 63V62H222ZM253 63V62H252ZM255 63V62H254ZM40 64V63H39ZM78 64V63H77ZM76 64V65H77ZM84 64H86V63H84ZM94 64V63H93ZM100 64V65H99ZM123 64V63H122ZM242 64V63H241ZM10 65H11V63H10ZM9 65V66H10ZM75 65V64H74ZM75 65V66H76ZM88 65H90V64H88ZM127 65H128V62H127ZM154 65V64H153ZM161 65V64H160ZM167 65V64H166ZM174 65V64H173ZM230 65V64H229ZM247 65H248V63H247ZM257 65V70L259 71V73H262V75H261V77L264 75L263 74V72H264V62L260 65V64H256ZM6 66V65H5ZM8 66V65H7ZM15 66V65H14ZM57 66V65H56ZM61 66H60V68H61ZM71 66V65H70ZM82 66V65H81ZM85 66V65H84ZM95 66V65H94ZM125 66V65H124ZM149 66V65H148ZM177 66V65H176ZM243 66V65H242ZM245 66V65H244ZM41 67H43V66H41ZM72 67V66H71ZM86 67V66H85ZM115 67V66H114ZM113 67V68H114ZM121 67H122V65H121ZM126 67V66H125ZM133 67H134V65H133ZM145 67V66H144ZM156 67V66H155ZM170 67V66H169ZM169 67H167V69L169 68ZM181 66L179 65V68H180ZM235 67V66H234ZM251 67H253V66H251ZM82 68V67H81ZM109 68V67H108ZM120 68V67H119ZM138 68V67H137ZM145 68H147V67H145ZM149 68V67H148ZM165 68H166V66H165ZM204 68V67H203ZM231 68V67H230ZM255 68V67H254ZM1 69V68H0ZM2 69H3V67H2ZM15 69V68H14ZM23 69V68H22ZM62 69V68H61ZM60 69V70H61ZM115 70H117L116 68H114ZM130 69V68H129ZM139 69V68H138ZM170 69V68H169ZM181 69V68H180ZM179 69V70H180ZM183 69V68H182ZM181 69V70H182ZM212 69V68H211ZM243 69H245V68H243ZM250 69H252V68H250ZM256 69V68H255ZM7 70V69H6ZM16 70V69H15ZM98 70V69H97ZM124 70V69H123ZM133 70V69H132ZM135 70H137V69H135ZM140 70V69H139ZM154 70V69H153ZM1 71V70H0ZM12 71V70H11ZM17 71V70H16ZM32 71V70H31ZM57 71V70H56ZM74 71V70H73ZM80 71H81V69H80ZM88 71V70H87ZM107 71V70H106ZM108 71H109V69H108ZM121 71V70H120ZM134 71V70H133ZM141 71V70H140ZM143 71V70H142ZM141 71V72H142ZM146 71V70H145ZM147 71H148V69H147ZM151 71H152V69H151ZM168 71V70H167ZM170 71V70H169ZM168 71V72H169ZM172 71V70H171ZM170 71V72H171ZM174 71H175V68H174ZM174 71H172L171 73H173ZM178 71V70H177ZM256 71V70H255ZM254 71V72H255ZM2 72V71H1ZM4 72V71H3ZM2 72V73H3ZM57 72H59V70L57 71ZM93 72V71H92ZM99 72V71H98ZM97 72V73H98ZM131 72V71H130ZM129 72V73H130ZM165 72V71H164ZM199 72V71H198ZM203 72V71H202ZM243 72V71H242ZM241 72V73H242ZM253 72V71H252ZM75 73H77V72H75ZM110 73V72H109ZM109 73H107V74H109ZM136 73V72H135ZM147 73V72H146ZM177 73V72H176ZM207 73V72H206ZM205 73V74H206ZM248 73V72H247ZM250 73V72H249ZM248 73V74H249ZM16 74V73H15ZM81 74V73H80ZM95 74V73H94ZM106 74V75H107ZM111 74V73H110ZM132 74H133V72H132ZM131 74V75H132ZM138 74V73H137ZM153 74H155V72L153 73ZM166 74V73H165ZM170 74V73H169ZM182 74V73H181ZM196 74V73H195ZM194 74V75H195ZM198 74V73H197ZM204 74V75H205ZM242 74H244V73H242ZM247 74V75H248ZM252 74V73H251ZM251 74H249V75H251ZM0 75H2V74H0ZM13 75V74H12ZM59 75V74H58ZM82 75V74H81ZM85 75V74H84ZM91 75V74H90ZM102 75V74H101ZM128 75V74H127ZM136 75V74H135ZM134 75V76H135ZM161 75V74H160ZM193 75V74H192ZM200 75V74H199ZM223 75L226 77V78H228L230 81L231 80H235V79H237V78H240L239 76H236L237 74H236V70L234 69V68H231V69H228V70H224V72H223ZM246 75V74H245ZM253 75H255V74H253ZM260 75V74H259ZM46 76V75H45ZM62 76V75H61ZM66 76V75H65ZM103 76V75H102ZM113 76V75H112ZM130 76V75H129ZM147 76H149V72H148V75ZM152 76V75H151ZM203 76V75H202ZM206 76V75H205ZM208 76H209V74H208ZM212 76H213V74H212ZM211 76V77H212ZM241 76V78H243L242 77V75H240ZM60 77V76H59ZM63 77V76H62ZM79 77V76H78ZM87 77V76H86ZM97 77V76H96ZM132 77H133V75H132ZM136 77H138V75H136ZM141 77H143V76H141ZM169 77V76H168ZM192 77V76H191ZM260 77V78H261ZM43 78V77H42ZM46 78V77H45ZM67 78V77H66ZM65 78V79H66ZM73 77H72V75H71V79H72ZM114 78V77H113ZM147 78V77H146ZM145 78V79H146ZM151 78V77H150ZM162 77H160V79H161ZM170 78V77H169ZM175 78V77H174ZM209 78V77H208ZM245 78V77H244ZM247 78V77H246ZM252 78H253V76H252ZM254 78H255V76H254ZM263 78V77H262ZM64 79V78H63ZM75 79V78H74ZM80 79H82L81 77H80ZM84 79V78H83ZM87 79V78H86ZM105 79H107V77L105 78ZM140 79V78H139ZM139 79H136V78H130V77H126L125 78V80L123 81V79H121L120 80V82H119V84H118V89H120V90H122V92L123 93H125V94H127V95H131V94H133V93H135L136 91H139L141 88H142V86H144V85H142L141 86V84L138 82V80ZM152 79V78H151ZM153 79H154V75H153ZM49 80H50V78H49ZM52 80H54V79H52ZM62 80V79H61ZM60 80V81H61ZM85 80V79H84ZM102 80V79H101ZM111 80V79H110ZM141 80H142V78H141ZM172 80V79H171ZM209 80V79H208ZM210 80H211V78H210ZM241 80V79H240ZM262 80H264V79H262ZM1 81V80H0ZM37 81V80H36ZM74 81V80H73ZM81 81V80H80ZM97 81V80H96ZM103 81V80H102ZM101 81V82H102ZM153 81V80H152ZM155 81V80H154ZM161 81H163V80H158L156 83L157 84H160V83H162ZM175 81H177V79H175ZM179 81V80H178ZM184 81V80H183ZM187 81V80H186ZM228 81V80H227ZM237 81H239V80H237ZM236 80H235V82H237ZM254 81V80H253ZM252 81V82H253ZM256 81V80H255ZM95 82V81H94ZM104 82V81H103ZM115 82V81H114ZM143 82V81H142ZM141 82V83H142ZM173 82V81H172ZM200 82H202V81H200ZM206 82V81H205ZM213 82V81H212ZM229 82V81H228ZM246 82H248V81H246ZM260 82V81H259ZM258 82V83H259ZM1 83V82H0ZM111 83V82H110ZM146 83H148V82H146ZM149 83H150V81H149ZM148 83V84H149ZM168 83H170V82H168ZM239 83H240V81H239ZM244 83V82H243ZM4 84V83H3ZM117 83H115V85H116ZM143 84V83H142ZM164 84V83H163ZM172 84H174V83H172ZM176 84H178V82L177 83H175V85ZM182 83H180V85H181ZM189 84V83H188ZM237 84V83H236ZM246 85H247V83H245ZM244 84V85H245ZM260 84V83H259ZM258 84V85H259ZM263 84H264V82H263ZM18 85V84H17ZM161 85V84H160ZM166 85V84H165ZM174 85V86H175ZM201 85H202V83H201ZM238 85V84H237ZM236 85V86H237ZM257 85V84H256ZM255 85V86H256ZM3 86V85H2ZM24 86V85H23ZM30 86V85H29ZM79 86V85H78ZM81 86V85H80ZM95 86V85H94ZM93 86V87H94ZM159 86V85H158ZM169 86V85H168ZM173 86V85H172ZM184 86H186V85H184ZM203 87H204V85H202ZM239 86V85H238ZM261 86V85H260ZM58 87V86H57ZM97 87V86H96ZM150 86H148L147 88H149ZM162 87H163V85H162ZM208 87V86H207ZM234 87V86H233ZM232 87V88H233ZM249 87V86H248ZM248 87H247V89H248ZM251 87V86H250ZM249 87V88H250ZM254 87V86H253ZM264 87V86H263ZM1 88V87H0ZM11 88V87H10ZM98 88V87H97ZM96 88V89H97ZM112 88V87H111ZM117 88V87H116ZM159 88V87H158ZM157 88V89H158ZM164 88V87H163ZM166 88V87H165ZM169 88V87H168ZM222 88V87H221ZM237 88V87H236ZM5 89V88H4ZM13 89V88H12ZM15 89V88H14ZM13 89V90H14ZM78 89H79V87H78ZM91 89V88H90ZM95 89V90H96ZM100 89V88H99ZM160 89V88H159ZM158 89V90H159ZM162 89V88H161ZM185 89V88H184ZM214 89V88H213ZM218 89H220V87L218 88ZM251 89V88H250ZM254 89V88H253ZM258 89V88H257ZM1 90V89H0ZM6 90H8V89H6ZM16 90H17V88H16ZM28 90V89H27ZM30 90V89H29ZM74 90V89H73ZM75 90H77V89H75ZM111 90V89H110ZM148 90V89H147ZM172 90V89H171ZM207 90H208V88H207ZM233 90H235V89H233ZM238 90V89H237ZM246 90V89H245ZM10 91V90H9ZM33 91V90H32ZM72 91V90H71ZM82 91V90H81ZM115 91V90H114ZM114 91H111V93L112 92H114ZM149 91V90H148ZM147 91V92H148ZM163 91V90H162ZM169 91V90H168ZM199 91L200 90H198V93H199ZM254 91V90H253ZM253 91H251L250 90V92L251 93H253ZM255 91H257L256 89H255ZM7 92V91H6ZM19 92V91H18ZM28 92V91H27ZM74 92V91H73ZM97 92V91H96ZM95 92V93H96ZM145 92V91H144ZM156 92V91H155ZM153 93L154 95L156 94V93ZM164 92V91H163ZM225 92V91H224ZM244 92V91H243ZM243 92H241V94L243 93ZM245 92H247V91H245ZM23 93V92H22ZM32 93H34V92H32ZM36 93V92H35ZM80 93V92H79ZM104 93V92H103ZM117 93V92H116ZM170 93V92H169ZM169 93H168V95H169ZM171 93H173V91L171 92ZM194 93V92H193ZM192 93V94H193ZM197 93V92H196ZM204 93H206V92H204ZM204 93H202V95H204ZM220 93H221V91H220ZM4 94V93H3ZM12 94V93H11ZM19 94V93H18ZM25 94H27V93H25ZM139 94V93H138ZM160 94V93H159ZM173 94H175V92L173 93ZM173 94H172V96H173ZM191 94V93H190ZM190 94H189V96H190ZM191 94V95H192ZM210 94V93H209ZM213 94V93H212ZM218 94V93H217ZM233 94H234V92H233ZM240 94V93H239ZM241 94H240V96H241ZM248 94V93H247ZM254 94V93H253ZM252 94V95H253ZM257 95H258V93H256ZM23 95V94H22ZM29 95V94H28ZM34 95V94H33ZM93 95V94H92ZM105 95V94H104ZM103 95V96H104ZM120 95V94H119ZM136 95H137V93H136ZM147 95V94H146ZM251 95V94H250ZM8 96V95H7ZM26 96V95H25ZM106 96H109V95H107L106 94ZM139 96H141L140 94H139ZM149 96V95H148ZM159 96V95H158ZM162 96V95H161ZM179 96V95H178ZM177 96V97H178ZM180 96H181V94H180ZM186 96V95H185ZM205 96V95H204ZM207 96H209V95H207ZM221 96H222V94H221ZM220 96V97H221ZM233 96V95H232ZM245 96V95H244ZM255 96V95H254ZM15 97V96H14ZM85 97H86V95H85ZM150 97V96H149ZM156 97V96H155ZM176 97V96H175ZM182 97V96H181ZM191 97V96H190ZM215 97V96H214ZM231 97V96H230ZM243 97V96H242ZM259 97H260V95H259ZM2 98V97H1ZM1 98H0V101H1ZM15 98H17V97H15ZM28 98H31V96L30 97H28ZM35 98V97H34ZM98 98V97H97ZM125 98V97H124ZM157 98V97H156ZM163 98V97H162ZM161 98V99H162ZM172 98V97H171ZM180 98V97H179ZM183 98V97H182ZM181 98V99H182ZM186 98V97H185ZM187 98H189V97H187ZM191 98H193V99H196V98H198V97H191ZM202 98V97H201ZM209 98H211V96H209ZM232 98V97H231ZM33 99V98H32ZM36 99V98H35ZM34 99V100H35ZM83 99H84V97H83ZM89 99V98H88ZM106 99H108V98H106ZM110 99H111V97H110ZM151 99V98H150ZM149 99V100H150ZM159 99V98H158ZM173 99H174V97H173ZM190 99V98H189ZM189 99H187V100H189ZM202 99H204V98H202ZM201 99V100H202ZM212 99V98H211ZM226 100L225 101H227V98H225ZM234 99H235V96H234ZM250 99V98H249ZM248 99V100H249ZM255 99V98H254ZM148 100V101H149ZM157 100V99H156ZM163 100H164V98H163ZM165 100H167L166 98H165ZM175 100V99H174ZM183 100V99H182ZM186 100V101H187ZM191 100V99H190ZM210 100V99H209ZM236 100V99H235ZM243 99H241V101H242ZM245 100L247 101V98H245ZM264 100V99H263ZM21 102H22V100H20ZM63 101V100H62ZM61 101V102H62ZM84 102H86V100H83ZM103 101V100H102ZM143 101V100H142ZM154 101H155V99H154ZM185 101V100H184ZM202 101H205V100H202ZM214 101V100H213ZM218 101H220V100H218ZM229 101H231V99L229 100ZM236 101H238V100H236ZM239 102V103H242V102ZM253 101V100H252ZM256 101V104H259V103H257V100H255ZM259 101V100H258ZM261 101V100H260ZM15 102H17V101H15ZM24 102H25V100H24ZM27 102V101H26ZM30 102V101H29ZM35 102H36V100H35ZM108 102H110V100L108 101ZM115 102V101H114ZM137 102V101H136ZM179 102V101H178ZM181 102V101H180ZM183 102V101H182ZM206 102V101H205ZM204 102V103H205ZM208 102V101H207ZM211 102V101H210ZM234 101H232V103H233ZM244 102V101H243ZM249 102V101H248ZM262 102V101H261ZM6 103H7V101H6ZM88 103V102H87ZM96 103V102H95ZM113 103V102H112ZM154 103V102H153ZM197 103V102H196ZM214 103V102H213ZM226 103V102H225ZM230 103V102H229ZM236 103V102H235ZM238 103V104H239ZM253 103V102H252ZM17 104V103H16ZM32 104V103H31ZM34 104V103H33ZM32 104V105H33ZM53 104V103H52ZM85 104V103H84ZM110 104V103H109ZM155 104V103H154ZM158 104V103H157ZM237 104V103H236ZM237 104V105H238ZM249 104V103H248ZM55 105V104H54ZM100 105V104H99ZM123 105V104H122ZM143 105V104H142ZM149 105V104H148ZM167 105H168V103H167ZM183 105H184V103H183ZM187 105V104H186ZM205 105V104H204ZM207 105V104H206ZM230 105V104H229ZM252 105V104H251ZM71 106V105H70ZM87 106V105H86ZM89 106V105H88ZM88 106H87V109L89 110V108H88ZM95 106H97V105H95ZM94 106V107H95ZM121 106V105H120ZM182 106V105H181ZM185 106V105H184ZM209 106V105H208ZM207 106V107H208ZM233 106V105H232ZM239 106V105H238ZM255 105H254V103H253V106H251V107H254ZM16 107V106H15ZM14 107V108H15ZM24 107H26V106H24ZM24 107H23V109H24ZM117 107V106H116ZM215 107V106H214ZM218 107V106H217ZM226 107V106H225ZM249 107V106H248ZM257 107V106H256ZM255 107V108H256ZM4 108V107H3ZM19 108H21V107H19ZM18 108V109H19ZM38 108V107H37ZM71 108V107H70ZM101 110H104V111H106V110H108V112L109 111H112L111 110V107L110 106H108V104L107 103H102L101 105H100V107H99ZM113 108V107H112ZM122 108V107H121ZM145 108H146V106L145 107H141L140 105L138 106L137 104L135 105V104H129L128 106H126V108L124 109V110H127V111H136V112H139V114H140V112H143L144 110H145ZM149 108V107H148ZM216 108V107H215ZM228 108H231V107H228ZM228 108H226V109H228ZM233 108V107H232ZM254 108V109H255ZM8 109H10V108H8ZM86 109V108H85ZM116 109V108H115ZM114 109V110H115ZM222 109V108H221ZM236 109V108H235ZM261 109V108H260ZM264 109V108H263ZM98 110V109H97ZM160 110V109H159ZM166 110H167V108H166ZM213 110V109H212ZM212 110H211V112H212ZM216 110V109H215ZM214 110V111H215ZM218 110H220V109H218ZM230 109H228V111H229ZM239 113L241 112L240 110H238V109H236ZM241 110H242V108H241ZM246 110V109H245ZM248 110V109H247ZM11 111H13V110H11ZM10 111V112H11ZM19 111V110H18ZM32 111V110H31ZM92 111V110H91ZM157 111V110H156ZM237 111H236V113H237ZM244 111V110H243ZM242 111V112H243ZM249 111V110H248ZM252 111V110H251ZM251 111H249V112H251ZM255 111V110H254ZM15 112H16V108H15ZM20 112H21V109H20ZM19 112V113H20ZM22 112H25V110L24 111H22ZM114 112V111H113ZM223 112V111H222ZM225 112V114H226V111H224ZM230 112V111H229ZM249 112H247V113H249ZM14 113V112H13ZM12 113V114H13ZM88 113H90V112H88ZM87 113V114H88ZM94 113H96V112H94ZM117 113H119L118 111H117ZM133 113V112H132ZM144 113V112H143ZM162 113V112H161ZM207 113V112H206ZM210 113V112H209ZM212 113H214V112H212ZM216 113V112H215ZM244 113H246V112H243V114ZM246 113V114H247ZM261 113V112H260ZM11 113H10V115H12ZM21 114V113H20ZM43 114V113H42ZM97 114V113H96ZM99 114H101V112L99 113ZM108 114V113H107ZM125 114H127V113H125ZM166 114V113H165ZM241 114V113H240ZM16 115V114H15ZM92 115V114H91ZM94 115V114H93ZM102 115V114H101ZM105 115V114H104ZM112 115V114H111ZM110 115V116H111ZM237 115V114H236ZM249 115V114H248ZM254 115V114H253ZM252 115V117H254ZM257 114H255V116H256ZM262 115H264V114H262ZM95 116V115H94ZM100 116V115H99ZM98 116V117H99ZM108 116V115H107ZM106 116V117H107ZM116 116V115H115ZM118 116V115H117ZM134 116V115H133ZM211 116V115H210ZM221 116H222V114H221ZM225 117H226V115H224ZM259 116V115H258ZM14 117V116H13ZM121 117V116H120ZM127 117H128V119L129 118H131L132 117V115H130L129 113H128V115H127ZM147 117V116H146ZM215 117V116H214ZM223 117V116H222ZM231 117V116H230ZM245 116H243V118H244ZM247 117V116H246ZM51 118V117H50ZM54 118V117H53ZM85 118H87V115H86V117ZM94 118V117H93ZM92 118V119H93ZM97 118V117H96ZM102 118V117H101ZM109 118V117H108ZM118 118V117H117ZM136 118V117H135ZM134 118V119H135ZM167 118H168V116H167ZM167 118H165V119H167ZM205 118V117H204ZM263 118H264V116H263ZM35 119V118H34ZM34 119H33V121H34ZM37 119V118H36ZM88 119H89V117H88ZM95 119V118H94ZM100 119V118H99ZM116 119V118H115ZM211 119V118H210ZM224 119V118H223ZM234 119V118H233ZM85 120V119H84ZM136 120V119H135ZM168 120V119H167ZM206 120V119H205ZM226 120V119H225ZM229 120V119H228ZM243 120V119H242ZM241 120V121H242ZM251 120V119H250ZM255 120H256V118H255ZM260 120H262V119H260ZM264 120V119H263ZM54 121V120H53ZM92 121V120H91ZM108 121V120H107ZM126 122H127V120H125ZM137 121V120H136ZM135 121V122H136ZM252 121V120H251ZM43 122V121H42ZM49 122V121H48ZM84 122V121H83ZM87 123H88V121H86ZM93 122V121H92ZM110 122V120L108 121V123ZM114 122V121H113ZM132 122H133V120H132ZM132 122H130L129 121V123H132ZM160 122V121H159ZM243 122V121H242ZM248 122V121H247ZM246 122V123H247ZM21 123V122H20ZM50 124L52 123L53 124V122H49ZM72 123V122H71ZM74 123V122H73ZM72 123V124H73ZM98 123V122H97ZM96 123V124H97ZM107 123V122H106ZM116 123V122H115ZM123 123V122H122ZM137 123V122H136ZM135 123V124H136ZM198 123V122H197ZM254 123V122H253ZM35 124V123H34ZM37 124V123H36ZM40 124H42V123H40ZM46 124V123H45ZM58 124V123H57ZM61 124H62V122H61ZM76 124V123H75ZM86 124V123H85ZM93 124V123H92ZM135 124H133V125H135ZM138 124V123H137ZM177 124V123H176ZM231 124V123H230ZM243 124V123H242ZM247 124H249V123H247ZM250 124H251V122H250ZM19 125V124H18ZM39 125V124H38ZM83 125H84V123H83ZM91 125V124H90ZM107 125V124H106ZM110 125V124H109ZM111 125H113L112 123H111ZM139 125H142V124H139ZM139 125H137L138 127H139ZM233 125V124H232ZM252 125V124H251ZM31 126V125H30ZM46 126H47V124H46ZM45 126V127H46ZM51 126H53V125H51ZM50 126V127H51ZM55 126H57L56 124H55ZM55 126H54V128H55ZM69 126V125H68ZM74 126V125H73ZM72 126V127H73ZM76 126V125H75ZM75 126H74V128H75ZM85 126V125H84ZM87 126L89 127V123L87 124ZM105 126V125H104ZM207 126V125H206ZM228 126V125H227ZM226 126V128L228 129V127ZM229 126H231V125H229ZM241 126V125H240ZM254 126V125H253ZM41 127H42V125H41ZM49 127V128H50ZM92 127H94V126H92ZM239 127V126H238ZM250 127V126H249ZM21 128V127H20ZM39 128V127H38ZM43 128V127H42ZM60 128V127H59ZM73 128V129H74ZM108 127L106 126V129H107ZM128 128V127H127ZM212 128V127H211ZM225 128V129H226ZM235 128V127H234ZM13 129V128H12ZM88 129V128H87ZM93 129V128H92ZM91 129V130H92ZM130 129V128H129ZM140 129V128H139ZM206 129V128H205ZM215 129V128H214ZM221 129V128H220ZM236 129V128H235ZM11 130V129H10ZM49 130V129H48ZM52 130V129H51ZM56 130V129H55ZM59 130H61V129H59ZM66 130V129H65ZM79 130H80V128H79ZM131 130H133V129H131ZM130 130V131H131ZM136 130V129H135ZM143 130V129H142ZM141 130V131H142ZM231 130H232V126H231ZM5 131V130H4ZM71 131V130H70ZM74 130H72V132H73ZM108 131V130H107ZM106 131V132H107ZM161 131V130H160ZM48 132V131H47ZM82 132V131H81ZM84 132V131H83ZM89 132H91L90 130H89ZM108 132H110V131H108ZM107 132V133H108ZM136 133L137 132H139L138 130L137 131H135ZM152 132V131H151ZM45 133V132H44ZM51 133V132H50ZM55 132H53V134H54ZM99 133V132H98ZM114 133H117L116 131L114 132ZM201 133V132H200ZM232 133H234V132H232ZM4 134V133H3ZM47 134V133H46ZM55 134H57V133H55ZM86 134H87V132H86ZM90 134V133H89ZM120 134V133H119ZM130 134H131V132H130ZM141 134V133H140ZM151 134V133H150ZM162 134V133H161ZM202 134V133H201ZM234 134H236V133H234ZM52 135V134H51ZM69 135V134H68ZM80 135V134H79ZM97 135V134H96ZM106 135V134H105ZM111 135H112V133H111ZM155 135V134H154ZM257 135V134H256ZM9 136V135H8ZM44 136V135H43ZM57 137H58V135H56ZM70 136V135H69ZM73 136V135H72ZM71 136V137H72ZM78 136V135H77ZM95 136V135H94ZM99 136V135H98ZM107 136V135H106ZM131 136V135H130ZM225 136V135H224ZM53 137H54V135H53ZM63 137V136H62ZM68 137V136H67ZM84 137V136H83ZM87 137V136H86ZM85 137V138H86ZM97 139H98V137L97 136H95ZM112 137V136H111ZM137 137H138V135H137ZM145 138H146V136H144ZM143 137V138H144ZM148 137V136H147ZM159 137H161V136H159ZM30 138V137H29ZM50 138V137H49ZM59 138V137H58ZM92 138V137H91ZM91 138H90V140H91ZM99 138H101V137H99ZM128 138L129 137H127V139L126 140H128ZM143 138H142V140H143ZM169 138V137H168ZM197 138V137H196ZM42 139H43V137H42ZM57 139V138H56ZM84 139V138H83ZM122 139H124V138H112V141L113 142H121V140ZM137 139V138H136ZM215 139H217V138H215ZM55 140V139H54ZM89 140V139H88ZM93 140V139H92ZM132 140H134V138H133V136H132ZM145 140V139H144ZM148 140V139H147ZM159 140V139H158ZM161 140V139H160ZM163 140H165L164 138H163ZM249 140V139H248ZM252 140V139H251ZM1 141V140H0ZM43 141V140H42ZM60 142H61V140H59ZM86 141V140H85ZM98 141H99V139H98ZM97 141V142H98ZM26 142V141H25ZM31 142V141H30ZM56 142V141H55ZM54 142V143H55ZM75 142H77V140L75 141ZM82 142H83V140H82ZM96 142V141H95ZM100 142V141H99ZM123 142V141H122ZM124 142H126L125 141V139H124ZM144 142V141H143ZM151 142V141H150ZM163 142V141H162ZM199 142H201L202 143V141L200 140ZM212 142V141H211ZM2 143V142H1ZM53 143V142H52ZM85 143V142H84ZM102 143V142H101ZM107 143V142H106ZM105 143V144H106ZM129 143V142H128ZM135 143V142H134ZM149 143V142H148ZM164 143V142H163ZM180 143V142H179ZM4 144V143H3ZM7 144V143H6ZM11 144V143H10ZM23 144V143H22ZM25 144V143H24ZM28 144V143H27ZM46 144V143H45ZM63 144V143H62ZM86 144V143H85ZM93 144V143H92ZM116 144V143H115ZM120 144V143H119ZM124 144V143H123ZM143 144H145V143H143ZM153 144V143H152ZM170 144V143H169ZM181 144V143H180ZM199 144V143H198ZM203 144V143H202ZM208 144H210V143H208ZM212 144V143H211ZM215 144V143H214ZM252 144V143H251ZM55 145V144H54ZM60 145H61V143H60ZM59 145V146H60ZM80 145H83V144H80ZM87 145V144H86ZM99 145V144H98ZM101 145V144H100ZM107 145V144H106ZM105 145V146H106ZM150 145V144H149ZM184 145V144H183ZM201 145V144H200ZM217 145V144H216ZM2 146H4V145H2ZM12 146V145H11ZM11 146H9V147H11ZM32 146V145H31ZM49 146H51L50 145V143H49ZM97 146V145H96ZM104 146V147H105ZM125 146V145H124ZM164 146V145H163ZM180 146V145H179ZM202 146V145H201ZM211 146V145H210ZM214 146V145H213ZM213 146H211V147H213ZM254 146V145H253ZM22 147V146H21ZM38 147V146H37ZM70 147V146H69ZM83 148H84V146H82ZM88 147V146H87ZM109 147H111V146H109ZM113 147V146H112ZM131 147H133V146H131ZM150 147V146H149ZM152 147H153V145H152ZM162 147V146H161ZM166 147V146H165ZM197 147V146H196ZM217 147V146H216ZM12 148H13V146H12ZM15 148V147H14ZM13 148V149H14ZM25 148V147H24ZM45 148V147H44ZM44 148H42V150H44ZM65 148H67V147H65ZM75 148V147H74ZM86 148V147H85ZM91 148V147H90ZM108 148V147H107ZM116 148V147H115ZM119 148V147H118ZM151 148V147H150ZM195 148V147H194ZM215 148V147H214ZM218 148V147H217ZM2 149H3V147H2ZM41 149V148H40ZM39 149V151H41ZM48 149V148H47ZM99 149V148H98ZM101 149H103V148H101ZM114 149V148H113ZM131 150H132V148H130ZM164 149V148H163ZM166 149V148H165ZM164 149V150H165ZM167 149H168V147H167ZM174 149V148H173ZM197 149V148H196ZM201 149H202V147H201ZM200 149V150H201ZM207 149V148H206ZM231 149H232V147H231ZM252 149V148H251ZM51 150V149H50ZM50 150H48V151H50ZM66 150V149H65ZM64 149H63V151H65ZM68 151H69V149H67ZM66 150V151H67ZM71 150V149H70ZM73 150V149H72ZM82 150V149H81ZM106 150V149H105ZM128 150H129V148H128ZM179 150V149H178ZM183 150V149H182ZM211 150V149H210ZM216 150V149H215ZM18 151V150H17ZM19 151H20V149H19ZM53 151H54V149H53ZM53 151L51 150V152L53 153ZM95 151V150H94ZM115 151V150H114ZM127 151V150H126ZM161 151V150H160ZM180 151V150H179ZM213 151V150H212ZM232 151V150H231ZM33 152V151H32ZM78 152V151H77ZM83 152V151H82ZM89 152V151H88ZM91 152V151H90ZM110 152V151H109ZM113 152V151H112ZM111 152V153H112ZM128 152V151H127ZM153 152V151H152ZM151 152V150L148 148H136L134 151H132V152H129V153H127V154H125V157H124V169L122 170L123 171V175H122V187H123V190H124V205L123 206H125V205H128L132 200L131 199H133V195H134V192L135 191H137L139 188H143L144 186L146 187L147 185L149 186V185H151L152 187H151V189H152V191H151V193L149 192V191H147V192H149L150 194V196L149 197H147V198H145V197H143V198H145V205H147L148 207H156L155 206V197H159L160 195H161V192H156L155 193V181L157 182L158 181V178H159V176H160V174H161V172H162V170L165 168V165L163 164V163H158L157 161H156V159H155V156L153 155V153ZM166 152V151H165ZM175 151H173L172 153H174ZM177 152V151H176ZM187 152V151H186ZM198 152V151H197ZM216 152V151H215ZM13 153V152H12ZM16 153V152H15ZM26 153V152H25ZM50 153V152H49ZM48 153V154H49ZM55 153V152H54ZM53 153V154H54ZM95 153H97L96 151H95ZM99 153V152H98ZM101 153H103V152H101ZM170 153V152H169ZM209 153V152H208ZM213 153V152H212ZM225 153V152H224ZM255 153V152H254ZM8 154V153H7ZM22 154V153H21ZM41 154V153H40ZM39 154V155H40ZM57 154V153H56ZM71 154V153H70ZM69 154V155H70ZM79 154H80V152H79ZM107 154H109L108 152H107ZM113 154V153H112ZM176 154V156H177V153H175ZM211 154V153H210ZM210 154H209V156H210ZM227 154V153H226ZM42 155V154H41ZM44 155V154H43ZM58 155V154H57ZM83 155V154H82ZM86 155V154H85ZM94 155V154H93ZM102 155V154H101ZM110 155V154H109ZM167 155H169V154H167ZM172 155V154H171ZM213 155V154H212ZM212 155H211V157H212ZM219 155V154H218ZM23 156V155H22ZM25 156V155H24ZM38 156V155H37ZM50 156V155H49ZM54 156V155H53ZM70 156H72V155H70ZM74 156V155H73ZM72 156V157H73ZM77 156H79V155H77ZM98 155H94V159L92 160V163L87 167V174L88 175H91V174H94L95 172H96V169H95V167L98 165V163H99V161H98V159L96 158ZM107 156V155H106ZM105 156V157H106ZM118 156V155H117ZM119 156H120V154H119ZM208 156V157H209ZM224 156V155H223ZM253 156V155H252ZM51 157V156H50ZM71 157V158H72ZM82 157V156H81ZM105 157H104V159H105ZM108 157V156H107ZM121 157H122V155H121ZM164 157V156H163ZM173 157V156H172ZM193 157V156H192ZM195 157H197V156H195ZM206 157V156H205ZM221 157V156H220ZM19 158V157H18ZM27 158V157H26ZM51 158H53V157H51ZM54 158H56L55 156H54ZM75 158V157H74ZM78 158V157H77ZM79 158H80V156H79ZM78 158V159H79ZM87 158V157H86ZM102 157H100V159H101ZM188 158H189V156H188ZM207 158V157H206ZM213 158H214V156H213ZM217 159H218V157H216ZM226 158H227V156H226ZM225 158V159H226ZM56 159H58L59 160V157L58 158H56ZM84 159H85V157H84ZM83 159V160H84ZM99 159V160H100ZM108 158H106V160H107ZM119 159V158H118ZM160 159H161V157H160ZM191 159V158H190ZM200 159H202L201 157H200ZM215 159V158H214ZM216 159V160H217ZM231 159V158H230ZM1 160H2V157H1ZM49 160H50V158H49ZM57 160V161H58ZM60 160H62V159H60ZM109 160V159H108ZM115 160V159H114ZM171 160V159H170ZM203 160V159H202ZM202 160H200V163L202 164ZM208 160V159H207ZM215 160V161H216ZM4 161V160H3ZM39 161V160H38ZM42 162H44L43 160H41ZM52 161V160H51ZM50 161V162H51ZM79 161V160H78ZM89 162H90V159L88 160ZM104 161V160H103ZM102 161V162H103ZM112 161V160H111ZM120 161H123V160H120ZM166 161V160H165ZM217 161H219V160H217ZM225 161V160H224ZM24 162H25V160H24ZM30 162V161H29ZM35 162V161H34ZM54 162V161H53ZM59 162V161H58ZM73 162V161H72ZM76 162V161H75ZM100 162H101V160H100ZM101 162V163H102ZM172 162V161H171ZM33 163V162H32ZM60 163V162H59ZM88 163V162H87ZM107 163H109V161L107 162ZM188 163V162H187ZM208 163V162H207ZM229 163V162H228ZM34 164V163H33ZM38 164H40V163H38ZM64 164V163H63ZM68 164V163H67ZM104 164V163H103ZM234 164V163H233ZM10 165V164H9ZM35 165V164H34ZM56 165H58V164H56ZM60 165V164H59ZM171 165H173V164H171ZM170 165V166H171ZM196 165H198V164H195V162H194V167L196 166ZM232 164H230V166H231ZM26 166V165H25ZM64 166V165H63ZM63 166H61V167H63ZM73 166V165H72ZM106 166V165H105ZM111 166V165H110ZM218 166V165H217ZM224 165H222L221 167H223ZM1 167V169L3 168V166H0ZM11 167H12V165H11ZM19 167V166H18ZM55 167H57V166H55ZM74 167V166H73ZM103 167V166H102ZM108 167V166H107ZM113 167V166H112ZM173 167V166H172ZM188 167V166H187ZM229 167V166H228ZM69 168V167H68ZM86 168V167H85ZM226 168V167H225ZM250 168H251V166H250ZM21 169V168H20ZM81 169V168H80ZM82 169H83V166H82ZM108 169V168H107ZM110 169V168H109ZM114 169H116V168H114ZM113 169V170H114ZM205 169H206V167H205ZM231 169V168H230ZM75 170V169H74ZM85 170V169H84ZM83 170V171H84ZM202 170H204V169H202ZM202 170H200V171H202ZM232 170V169H231ZM234 170V169H233ZM232 170V171H233ZM35 171V170H34ZM73 171V170H72ZM229 171V170H228ZM256 171V170H255ZM1 172H2V170H1ZM5 172V171H4ZM56 172V174H57V177H59V179L61 180H65L64 182H63V187H62V189L60 188V190H58L57 192H54V193H52L51 191V189H52V187H50L51 189H49V188H47V186H45L46 188H44V189H42V190H40L39 191V195L42 197V199L43 200H40L41 202L42 201H46L45 203H49L50 201H51V203L53 202H55L56 200L57 201H63V200H65V196H67L68 195V201L69 202H71V200H70V195H69V193H70V191L72 190V188H73V186H72V182L71 183H69V175H68V172H67V170H66V168H62V169H59V170H56L55 171ZM81 172V171H80ZM112 172V171H111ZM115 172H116V170H115ZM203 172V171H202ZM235 172V171H234ZM237 172V171H236ZM248 172V171H247ZM15 173H17V172H15ZM72 173V172H71ZM74 173V172H73ZM84 173V172H83ZM100 173V172H99ZM114 173V172H113ZM121 173V172H120ZM205 173V172H204ZM243 173H244V171H243ZM5 174V173H4ZM112 174V173H111ZM202 174V173H201ZM216 174V173H215ZM238 174V173H237ZM241 174V173H240ZM6 175H7V173H6ZM14 175L15 174H12V176H13V178H14ZM31 175V174H30ZM72 175V174H71ZM86 175V174H85ZM84 174H83V176H85ZM109 175V174H108ZM116 175V174H115ZM163 175V174H162ZM4 176V175H3ZM77 176V175H76ZM105 176V175H104ZM239 176V175H238ZM55 177V176H54ZM86 177V176H85ZM89 177V176H88ZM121 177V176H120ZM194 177V176H193ZM197 177V176H196ZM195 177V178H196ZM2 178V177H1ZM0 178V179H1ZM3 178H5V177H3ZM76 178H78V177H76ZM80 178H83V177H81L80 176ZM105 178H106V176H105ZM104 178V179H105ZM192 178V177H191ZM6 179V178H5ZM10 179V178H9ZM51 179H53V178H51ZM70 179H72V177L70 178ZM194 179V178H193ZM234 179V178H233ZM42 180V179H41ZM53 180H55L56 181V179H53ZM52 180V181H53ZM59 180V181H60ZM165 180H166V178H165ZM169 181H170V179H168ZM246 180V179H245ZM44 181V180H43ZM47 180H45V182H46ZM51 181V180H50ZM55 181H53V182H55ZM76 181V180H75ZM84 181V180H83ZM100 181H102V180H100ZM110 182H111V180H109ZM116 181V180H115ZM115 181H113V182H115ZM2 182H4V180L2 181ZM87 182V181H86ZM110 182H108V184H110ZM117 182V181H116ZM38 183V182H37ZM36 183V184H37ZM43 183V182H42ZM47 183H49V181H47ZM61 184H62V182H60ZM91 183V182H90ZM167 183V182H166ZM172 183V182H171ZM1 184V183H0ZM77 184H79V183H77ZM4 184H2V186H3ZM40 185V184H39ZM79 185H81V184H79ZM165 185V184H164ZM43 186V185H42ZM43 186V187H44ZM108 186V185H107ZM117 186V185H116ZM169 186V185H168ZM37 187V186H36ZM39 187V186H38ZM54 187V186H53ZM58 187V186H57ZM78 187H81V186H78ZM113 187H115V184H114V186ZM224 187V186H223ZM4 188H6V187H3V189ZM35 188V187H34ZM74 188H76V187H74ZM121 188V187H120ZM172 188V187H171ZM33 189V188H32ZM79 189V188H78ZM109 190L111 189V188H108ZM107 189V190H108ZM166 189V188H165ZM164 189V190H165ZM97 190V189H96ZM103 190H104V188H103ZM113 190V189H112ZM141 190V189H140ZM222 190V189H221ZM227 190H228V188H227ZM5 191V190H4ZM76 191H78V190H76ZM21 192V191H20ZM24 192H26L27 193V191H24ZM87 192V191H86ZM92 192V191H91ZM100 192V191H99ZM108 192V191H107ZM106 192V193H107ZM122 191H120V193H121ZM140 192V191H139ZM144 192V191H143ZM1 193V192H0ZM33 193H35V192H33ZM118 193V192H117ZM123 193V192H122ZM173 193V192H172ZM171 193V194H172ZM2 194V193H1ZM0 194V195H1ZM23 194V193H22ZM81 194V193H80ZM89 194V193H88ZM105 194V193H104ZM165 194V193H164ZM208 194V193H207ZM246 194V193H245ZM15 195H17V194H15ZM27 195V194H26ZM74 195H75V193H74ZM107 195V194H106ZM116 195V194H115ZM136 195H137V193H136ZM200 195V194H199ZM2 196V195H1ZM73 196V195H72ZM82 196V195H81ZM90 196V195H89ZM101 196V195H100ZM117 196V195H116ZM138 196V195H137ZM137 196H135V197H137ZM145 196V195H144ZM162 196V195H161ZM164 196V195H163ZM17 197V196H16ZM31 197H32V194H31ZM121 197V196H120ZM120 197H118V198H120ZM139 197H141V196H139ZM173 197V196H172ZM204 197V196H203ZM19 198V197H18ZM34 198H36V197H34ZM73 198V197H72ZM116 198V197H115ZM117 198V199H118ZM165 198V197H164ZM5 198H3L2 200H4ZM31 199V198H30ZM45 199V200H44ZM74 199V198H73ZM76 199H77V197H76ZM83 199V198H82ZM141 199H142V197H141ZM192 199V198H191ZM200 199V198H199ZM1 200V199H0ZM1 200V201H2ZM79 200H80V198H79ZM135 200V199H134ZM142 200H144V199H142ZM157 200H158V198H157ZM233 200V199H232ZM9 201V200H8ZM74 201V200H73ZM116 201V200H115ZM138 201V200H137ZM159 201V200H158ZM157 201V202H158ZM166 201V200H165ZM164 201V202H165ZM168 201V200H167ZM192 201V200H191ZM94 202L95 203H99L100 201H99V199L97 198V197H95V199H94ZM119 202H120V200H119ZM141 202V201H140ZM189 202H190V200H189ZM194 202V201H193ZM195 202H196V200H195ZM226 202V201H225ZM57 203V202H56ZM55 203V204H56ZM73 203V202H72ZM134 203V202H133ZM161 203V202H160ZM250 203V202H249ZM1 204V203H0ZM6 204V203H5ZM62 205H63V203H61ZM66 204V203H65ZM76 204V203H75ZM75 204H73V205H75ZM82 204V203H81ZM120 204V203H119ZM121 204H122V201H121ZM159 204V203H158ZM167 204V203H166ZM3 205V204H2ZM50 205V204H49ZM53 205V204H52ZM51 205V206H52ZM1 206V205H0ZM6 206V205H5ZM32 206H34L35 207V205H33L32 204ZM39 206H40V204H39ZM47 206H48V204H47ZM50 206V207H51ZM66 207H67V205H65ZM64 206V207H65ZM103 206V205H102ZM9 207H10V205H9ZM8 207V208H9ZM77 207V206H76ZM83 207L84 206H82V208L81 209H83ZM121 207V206H120ZM128 207H129V205H128ZM142 207V206H141ZM174 207H176V206H174ZM0 208H3V207H0ZM11 208V207H10ZM9 208V209H10ZM33 208V207H32ZM38 208V207H37ZM40 208V207H39ZM53 208V207H52ZM59 208V207H58ZM61 208H62V206H61ZM71 208H72V205H71ZM85 208V207H84ZM113 208H114V206H113ZM117 208V207H116ZM123 208V207H122ZM126 208V207H125ZM237 208V207H236ZM255 208V207H254ZM5 209H7V208H5ZM74 209V208H73ZM73 209H71V210H73ZM80 209V210H81ZM102 209V208H101ZM106 209V208H105ZM159 208H157V210H158ZM161 210H162V208H160ZM166 209V208H165ZM176 209H178V208H176ZM219 209V208H218ZM29 211H30V209H28ZM64 210V209H63ZM84 210V209H83ZM83 210H81V211H83ZM113 210V212L115 211L114 209H112ZM118 210H120V209H118ZM124 210V209H123ZM143 210H145L144 208H143ZM156 210V209H155ZM160 210V211H161ZM1 211V210H0ZM29 211H27V212H29ZM33 211V210H32ZM43 211H44V209H43ZM90 211V210H89ZM104 211V210H103ZM126 211V210H125ZM138 211V210H137ZM173 211V210H172ZM179 211V210H178ZM186 211V210H185ZM189 211V210H188ZM202 211V210H201ZM2 212V211H1ZM11 212V211H10ZM13 212H14V210H13ZM21 212H22V210H21ZM57 212H59V211H57ZM79 212V211H78ZM134 212V211H133ZM163 212H165V211H163ZM177 212V211H176ZM182 212V211H181ZM227 212V211H226ZM36 213L37 212H35V216H37L38 215V213H37V215H36ZM54 213V212H53ZM60 213V212H59ZM83 213V212H82ZM123 213H124V211H123ZM160 213V212H159ZM167 213V212H166ZM184 213H186V212H184ZM0 214H2V213H0ZM22 214V213H21ZM40 214V213H39ZM45 214V213H44ZM52 214V213H51ZM65 214V213H64ZM88 214V213H87ZM157 214V213H156ZM162 214V213H161ZM163 214H165V213H163ZM26 215H29V214H26ZM31 215H32V213H31ZM57 215H58V213H57ZM56 215V216H57ZM77 210H73V213L72 214H67V226H71V224H73V223H75L74 224V228H75V230H74V234L76 235V236H79V238H81V243H82V245H83V251H80V253H81V256H82V253H83V255H84V264H100L101 262H102V257H101V255L98 253V247H99V251H102V248L104 247V244H107V243H110L111 245H113V247L115 248V246L117 247V243H116V241H114V238H113V236L112 237H108V233L109 232H112V235L114 234V235H119V238H120V245L127 251V250H131V249H133L134 251L132 252V253H134L133 254V257L134 258H136L135 260H134V262H141L142 263V261H146L148 264H150V263H156L155 262V257H157V256H155V254L152 252V253H150L148 250H150L149 248L150 247H152V243H154V237L152 236V235H154L155 234V231L156 230H158L157 228H159V229H161V230H164L168 235H171L172 234V229H171V227L169 226V222H167L168 223V225L166 224V225H164V224H162V223H160L159 221H158V223H156L155 222V213H153V211H144V212H142V211H138V212H135V213H132L131 212V210L130 209H128L127 210V214H125L124 213V217H122L123 216V214H122V216H121V219H117L116 217H115V219H109V218H105L104 217V220H103V223H106V221L108 220L109 222H110V224L109 225H104V227H103V224H102V220L100 221L99 219H96V218H94V217H92V219H91V221L90 222H88L89 224L88 225H86V224H81V225H78L77 224V221H79L78 219H77ZM101 215V214H100ZM119 215V214H118ZM158 215V214H157ZM174 215H175V213H174ZM63 216V215H62ZM110 216V215H109ZM114 216V215H113ZM164 216H166V215H164ZM184 216V215H183ZM216 216V215H215ZM232 216V215H231ZM230 216V217H231ZM249 216V215H248ZM63 217H66V215L65 216H63ZM160 217H161V215H160ZM168 217H169V215H168ZM179 217V216H178ZM256 217V216H255ZM13 218V217H12ZM45 218H47V217H45ZM78 218H80L79 216H78ZM176 218V217H175ZM187 218V217H186ZM22 219V218H21ZM59 219V218H58ZM66 219V218H65ZM82 219V218H81ZM80 219V220H81ZM107 219V220H106ZM196 219V218H195ZM158 220V219H157ZM176 220V219H175ZM187 220H189V219H187ZM2 221H4L3 219H2ZM9 221H10V218H9ZM12 221V220H11ZM54 221V220H53ZM82 221V220H81ZM163 221V220H162ZM167 221V220H166ZM64 222V221H63ZM164 222V221H163ZM187 222V221H186ZM12 223V222H11ZM22 223V222H21ZM57 223V222H56ZM60 223V222H59ZM165 223V222H164ZM48 224V223H47ZM66 224V223H65ZM171 224V223H170ZM183 224V223H182ZM193 224V223H192ZM39 225V224H38ZM44 225V224H43ZM58 225V224H57ZM56 225V226H57ZM173 225V224H172ZM171 225V226H172ZM184 225V224H183ZM187 225V224H186ZM196 225V224H195ZM204 225V224H203ZM52 226V225H51ZM54 226V225H53ZM252 226V225H251ZM18 227H19V225H18ZM22 227V226H21ZM21 227H19V228H21ZM34 227V226H33ZM173 227V226H172ZM191 227H192V225H191ZM200 227V226H199ZM55 228V227H54ZM58 228V227H57ZM72 228V227H71ZM187 228V227H186ZM204 228V227H203ZM209 228V227H208ZM28 229V228H27ZM30 229V228H29ZM39 229V228H38ZM43 229V228H42ZM51 229H52V227H51ZM174 229V228H173ZM36 230V229H35ZM40 230V229H39ZM57 230V229H56ZM184 230V229H183ZM198 230V229H197ZM9 231L11 232V229H9ZM17 231V230H16ZM20 231V230H19ZM25 231V230H24ZM44 231H45V229H44ZM53 231L55 232V230L53 229ZM59 231V230H58ZM212 231V230H211ZM250 231V230H249ZM7 232V231H6ZM50 232H51V230H50ZM70 232V231H69ZM164 232V233H165ZM177 232V231H176ZM198 232V231H197ZM196 232V233H197ZM202 232V231H201ZM0 233H2V232H0ZM21 233H22V231H21ZM28 233V232H27ZM30 233V232H29ZM36 233H37V231H36ZM39 233V232H38ZM44 233V232H43ZM59 233V232H58ZM68 233V232H67ZM159 233V232H158ZM195 233V234H196ZM203 233H205V231H203ZM206 233H208V232H206ZM211 233H213V231L211 232ZM228 233V232H227ZM3 234V233H2ZM7 234H9V233H7ZM7 234H4V235H7ZM19 234V233H18ZM55 234H57V232L55 233ZM60 234H62L63 235V233H60ZM65 234V233H64ZM174 234V233H173ZM3 235V236H4ZM11 235V234H10ZM40 235H42V234H40ZM72 235V234H71ZM110 235V234H109ZM202 235V234H201ZM20 236V235H19ZM22 236V235H21ZM27 236V235H26ZM38 236V235H37ZM36 236V238H38ZM52 236V235H51ZM53 236H54V234H53ZM59 236H61V235H59ZM63 236H65V235H63ZM167 236V235H166ZM206 236V235H205ZM12 237V236H11ZM66 237V236H65ZM73 237H75V236H73ZM73 237L71 236V238L73 239ZM176 237V236H175ZM7 238V237H6ZM10 238V237H9ZM22 238V237H21ZM23 238H24V235H23ZM50 238V237H49ZM67 238V237H66ZM202 238V237H201ZM1 239V238H0ZM53 239V238H52ZM58 239V238H57ZM56 239V240H57ZM75 240H76V238H74ZM73 239V240H74ZM184 239V238H183ZM183 239L182 238H175L174 239V244L179 248V249H182L183 251H186L187 249H188V245H187V243L185 242V240L183 241ZM4 240V239H3ZM8 240V242H9V239H7ZM19 240V239H18ZM21 240H23V239H21ZM24 240H25V238H24ZM33 239H31V241H32ZM55 240V239H54ZM53 240V241H54ZM59 240V239H58ZM61 240V239H60ZM78 240V239H77ZM80 240V239H79ZM188 240V239H187ZM186 240V241H187ZM203 240V239H202ZM2 241V240H1ZM0 241V242H1ZM46 241V240H45ZM49 241V240H48ZM64 241V240H63ZM68 241V240H67ZM67 241H65V242H67ZM171 241V240H170ZM5 242V241H4ZM18 242V241H17ZM41 242V241H40ZM39 242V243H40ZM43 242V241H42ZM60 242V241H59ZM58 242V243H59ZM70 242H72V241H69V243ZM79 242V241H78ZM77 242V243H78ZM13 243V242H12ZM30 243V242H29ZM33 244L34 243H36V242H32ZM32 243H31V245H32ZM47 243V242H46ZM51 243V242H50ZM61 243V242H60ZM64 243V242H63ZM4 244V243H3ZM25 244V243H24ZM71 244V243H70ZM76 244V243H75ZM12 245H14V244H12ZM38 245H40V244H38ZM42 245H43V243H42ZM50 245V244H49ZM56 245H58V244H56ZM196 245H197V243H196ZM4 246V245H3ZM7 246V245H6ZM41 246V245H40ZM46 246V245H45ZM54 246V245H53ZM59 246V245H58ZM57 246V247H58ZM5 247V246H4ZM41 247H43V246H41ZM40 247V248H41ZM47 247V246H46ZM52 247V246H51ZM50 247V248H51ZM55 247V246H54ZM56 247V248H57ZM60 247V246H59ZM59 247H58V249H59ZM110 247V246H109ZM9 248H11V247H9ZM16 248V247H15ZM29 248V247H28ZM49 248V249H50ZM55 248V249H56ZM65 248V247H64ZM63 248V249H64ZM193 248V247H192ZM211 248V247H210ZM48 249V250H49ZM54 249V250H55ZM61 249H62V246H61ZM69 249H71L72 250V252H76V254H77V251H76V247H74L73 245H71V248H70V245H69ZM109 249V248H108ZM111 249V248H110ZM200 249V248H199ZM9 250H11V249H9ZM15 250V249H14ZM32 250V249H31ZM70 250V251H71ZM192 250V249H191ZM0 251H1V249H0ZM13 251V250H12ZM26 251V250H25ZM36 251H37V249H36ZM39 251V250H38ZM113 251V250H112ZM163 251V250H162ZM2 252V251H1ZM14 252V251H13ZM51 252H53V249H51ZM66 252V251H65ZM79 252V251H78ZM122 252H124L123 251V249H122ZM5 253V252H4ZM18 253H19V251H18ZM50 253V252H49ZM55 253V252H54ZM79 253V254H80ZM119 253H121V252H119ZM125 253H128V252H125ZM9 254V253H8ZM21 254V253H20ZM51 254V253H50ZM68 254V253H67ZM73 254V253H72ZM124 254V253H123ZM16 255V254H15ZM18 255V254H17ZM27 255V254H26ZM33 255V254H32ZM39 255V254H38ZM46 255V254H45ZM69 255V254H68ZM78 255V254H77ZM103 255V254H102ZM109 255V254H108ZM120 255V254H119ZM128 255V254H127ZM132 255V254H131ZM28 256V255H27ZM52 256V255H51ZM70 256V255H69ZM74 256V255H73ZM72 256V257H73ZM81 256H80V258H81ZM110 256V255H109ZM113 257H115V255H112ZM167 256V255H166ZM9 257V256H8ZM19 257V256H18ZM49 257V256H48ZM48 257H47V259H48ZM53 257H54V254H53ZM75 257V256H74ZM122 257V256H121ZM258 257V256H257ZM40 258V257H39ZM50 258V257H49ZM105 259H108V257L107 256H105L104 257ZM171 258V257H170ZM6 259V258H5ZM4 259V260H5ZM12 259H13V257H12ZM17 259V258H16ZM19 259V258H18ZM51 259V258H50ZM57 259V258H56ZM75 259H77L76 257H75ZM79 259V258H78ZM77 259V260H78ZM112 259V258H111ZM114 259V258H113ZM161 259V258H160ZM40 260V259H39ZM38 260V261H39ZM52 260H53V258H52ZM55 260V259H54ZM67 260H68V258H67ZM66 260V261H67ZM127 260H128V257H127ZM157 260V259H156ZM166 260V259H165ZM12 261V260H11ZM11 261L10 262H8V264H10L11 263ZM16 261V260H15ZM27 261V260H26ZM56 261V260H55ZM65 261V262H66ZM69 261V260H68ZM116 261V260H115ZM160 261V260H159ZM159 261L157 262V263H159ZM173 261V260H172ZM18 262V261H17ZM70 262V261H69ZM77 262V261H76ZM113 262V261H112ZM121 262V261H120ZM128 262V261H127ZM22 263H24V262H22ZM21 263V264H22ZM40 263V262H39ZM42 263V262H41ZM52 263V262H51ZM55 263V262H54ZM79 263V262H78ZM82 263V262H81ZM107 263H109L108 261H107ZM119 263V262H118ZM124 263V262H123ZM132 263V262H131ZM167 263V262H166ZM172 263V262H171ZM197 263V262H196ZM28 264V263H27ZM44 264V263H43ZM69 264V263H68ZM74 264V263H73ZM115 264H117V263H115ZM125 264V263H124ZM200 264V263H199ZM202 264V263H201Z\"/></svg>",
	"mask_w": 264,
	"mask_h": 264
}]
</instances>
